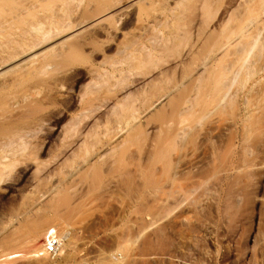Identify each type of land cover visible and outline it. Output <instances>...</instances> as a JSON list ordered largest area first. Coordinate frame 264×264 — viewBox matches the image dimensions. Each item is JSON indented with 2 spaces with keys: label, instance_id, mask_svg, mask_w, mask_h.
I'll list each match as a JSON object with an SVG mask.
<instances>
[{
  "label": "rangeland",
  "instance_id": "obj_1",
  "mask_svg": "<svg viewBox=\"0 0 264 264\" xmlns=\"http://www.w3.org/2000/svg\"><path fill=\"white\" fill-rule=\"evenodd\" d=\"M91 1H93V0H86V1L82 0L79 3L76 2L75 4H73L74 6H77V7H74L72 5L71 14H72L73 10H74L73 14L74 13L75 14L74 15L72 14V16L70 14V16H71L70 19L72 21L73 20L75 21V22L73 21L75 23V25L79 22V21L78 22L76 21L77 17L78 18L80 17L82 19V17H84V13L85 12L87 13V11L90 12V11L93 10V8L95 6L94 5L95 3L93 2L94 3L93 4ZM94 1H96V0H94ZM117 1L119 2V7H118V9H116V11H119V9H120V12H116L115 10L110 11V15H112V18H113V20L115 22L111 21V19H110L111 22H109V23H108V21H105V22L101 21V23H98V24L96 23L97 25H95V26L93 25L94 27L92 25H90L92 28L90 26H87L86 28H87L88 31H86V29H82V31L84 30L83 32L86 31L85 33H83L84 35L82 34L81 30L74 32V34H72V35H76L77 38L72 36L71 37L72 39L70 38V40L68 39L69 40L68 41L66 39L67 36L68 37L71 36V34H68V35H65L66 38H65V36H62V37H59L58 39L52 40L51 43L49 42L46 45H42L43 47L40 46V49L38 48V49H36V52L34 51L35 53L41 52L42 50H46V49H48L50 47H52V49H51V51L49 50L50 52L49 51L47 52V55L50 53L48 56L47 55H45V56L43 55L44 57L40 56V58H38L39 62H36L38 60H36L34 62V64H38L41 61L40 59L43 60L42 67L41 66L38 67L39 64L37 65V67H38L37 71L35 70V69H37V67L35 68V65H33L31 63V65L34 66V67H31V65L29 66V64L27 66L23 65L24 68L23 69L20 68V70L18 69V72H17V70H15L13 72L14 73L13 75L10 72H9V74H8V72L5 73V75H6L5 77L3 76L4 74L0 75V78H2V77H3V79L6 78L5 80H3V79H1L2 81L0 80V87L2 86L1 87L2 90L4 89L2 91L1 88H0V98H1L0 99V117H2V118H0V122L2 121L1 123H2L3 127L5 126V128H3V129L7 131V133H3L4 131H0V140L3 142V141H5L7 139L5 136H9L8 138H10V135L11 136L13 135V131L15 129H17V128H15V124H17L16 127H18V132L17 133H15L16 131L14 132V136H16L14 138H17V135H19L18 134L19 133V129L22 127L21 129L23 131V128L25 127L23 124L26 123V122L27 123L30 122L32 124V126L30 124L31 130H33V128H34L33 126H35L36 128H34V129L37 130V133H36V130H34L35 132L33 131L34 133H36V135H34V134L31 135L32 133L30 134V136H35V139L37 138L36 141H35L34 137H33V139L31 137L32 140L27 138V137H29L28 133L32 132L31 130L28 129L29 124L27 125V123L25 125H26V127L28 126L27 127V129H28V133L27 134L28 135L25 136L26 138L21 136L23 134V132H26V130H25L26 128H24V131L22 132V134L20 132L19 137L21 136V138H23V139L25 138L24 139L25 141L23 139L22 140L25 143H27V144H28L27 140L29 139L28 140L29 143H30L28 145L29 148H27V150H24V151H26V153L30 154L31 151L33 153V152H35V150L37 152L39 150V153H37V155H35L36 153H33V154H34V156H37L38 160L40 161V163L38 162V164H37L38 160L35 161V158L33 156L28 158V156L33 155L32 153L30 155L26 154L25 157H23L24 155L22 156L19 153L20 157L23 158V159L20 158L21 160H19V162H22V160H23L24 164H22V163H21L22 165H18L17 164V166H16L17 168L14 167L15 169L11 168V169H13V172H12L11 169H9L12 172V174L9 172V170H7L8 174L10 173L12 176H10V174H9L10 179L8 181L5 180V181H7V183L4 181L1 184V182H0V257L3 258L2 260H4L2 263L0 262V264H4L6 262H10L9 264H28V263H26L27 262L26 261L27 258H25V257L28 256L30 254V252L32 251L31 248L29 247V244H28L31 240H29V242H28V239H29L28 236H25V237H27V239L24 237V235H26V234H20L19 236H17V233L14 234L15 231L13 232V231H10V230L16 229V228H13V227H15V225L17 226V224H16L17 222L16 223L14 222L15 220L17 221V218H18V221L19 220L21 221V219L23 220V217L28 218L29 216L36 215L37 214V213H35L36 211L38 212V214H41L42 212L47 213V211L50 210V209H48V206H49V208L52 207L51 203H52V205L57 204L58 206L57 205L56 206L59 208L60 211L63 210V209L62 210L60 209V208H63V206H64V210L67 211V212H70L69 209L73 208V206L76 207L75 208L76 211H74L75 209L73 208L74 210L72 209L70 213L66 212L68 215H71L72 212L74 213L73 216H70V217L65 215V211L60 212L59 210H57V211L54 210V209H57V207L53 208L54 211L47 213V215L50 213V218H52L54 216V214H56L55 215L56 217L54 216L52 218V220L54 219L53 221H56L55 218H57V216H59V219H61L60 217L62 216V218L64 220L61 219V223H62V221H64V223H67L68 225L67 224L66 225L69 227V229H66V230L68 232H70V234L73 233L72 234L73 237L70 234H69V236L74 238L73 240H76L77 238L79 239V240L77 239L79 241L77 246H76V243L78 241L77 242L74 241L75 242L74 247H77V251L75 250L76 249L75 248L74 250L76 252L73 253V255L75 254L74 256H76L75 257L76 259L73 260L74 256L72 254H70L73 257V258L71 257L72 259L70 258L71 261L73 262V264L74 263L75 264L78 263L79 260H80L79 263L84 262V264L85 263L86 264H97L96 260L102 262L101 258H103V257L104 258L105 257H110L111 259H113L112 262H114V264H116V262H117V264H264V133H262V131L260 130V125L259 124H258L259 127H256L257 124H255L253 126L252 124H254V123H251V122H253L254 119H255V123H259V121H256V119H259L258 116L260 117L259 114H261V113H263V114H261L263 116V118L260 117V119L261 118L264 119V112H261V111H264V108H263V110L260 108V106H262L261 104L264 103V99H263L264 98L263 97L264 96V91L261 90L262 88H264V86H263L264 78L263 79L261 78L262 76H264V74H263L264 73V44H263V42H264L263 41L264 40V0H169V1H167V0L162 1L161 0L162 2L160 0H117ZM117 1H116V5L118 4ZM178 1H180V2H178ZM81 2H83V3H81ZM113 2H115V0L112 1V4L110 2V4L111 5L115 4ZM163 2H164L165 5H163ZM165 2H167V3H165ZM22 3L23 4L26 3L25 5H29L30 4V0H23ZM130 3H132L131 5H133V4H135V5L130 7ZM25 5H23V6H25ZM89 6H90V8H89ZM58 7H60V6H58ZM72 8H73V10H72ZM57 9H60V8H57ZM85 9H87V10H85ZM121 9H122L123 12H121ZM84 10H85V12H84ZM34 11H35V14H36L37 18H40L44 14V13H42L43 10L40 9L39 7H36L34 9ZM115 13L116 14L119 13V14H117V16H114L113 14H115ZM101 15H98V16H101ZM8 16L9 15H7L5 17L6 21L8 19L7 18ZM98 16H97V18H99ZM239 23H241V24H239ZM0 24H2V23H0ZM10 25H12V24H10ZM240 25H242V26H240ZM1 26H3V25H1ZM5 26L7 27L8 25L6 24ZM245 26H246V34H248V35H246L247 38L243 39L242 42L243 43H245V41L247 43H249V42L250 43H254L255 42L254 48L250 52V54H249V56H248V58L246 60L247 62H245L247 64L246 65H242L241 63H239V64H241L240 65L241 68H240V66H238L239 65L238 61L240 62L241 59H238V60L236 59V58H238L237 54L239 52H241L240 49L242 48V45L244 46V45L247 44V43L246 44H241V47H240L239 44L242 43V42H240L238 45H235L236 48L234 47V49L232 48V51H230L234 55H230L229 54L230 52H229L228 53L229 56H227V55L225 56V60L223 59L224 60L223 62H224L225 66L223 65V62H222V65H220L221 63H219L220 67L222 66L221 68L220 67L219 68L224 70V72H226V74H228L230 72V71H228V67L227 66L230 67L229 70L232 69L231 67H233L234 68V72L235 71L237 72V70L240 68V70H238V72H237V75L239 76V77L238 76L237 77L239 78V80L236 77L237 79H235V82L233 84L234 86H231V87H233V89H234V91L232 89V92L234 93L235 91H237V92H235V94L238 93L239 94L238 97L242 96L243 99L241 97H239V98L237 97L238 98L237 99L236 96H235L236 99L232 98V100H230L232 102H229L227 105H225L223 107L224 108L223 110L221 108V110H219V112H217L216 114H212L211 117L210 116L209 117L208 116L204 117L205 119L209 118L212 121L211 120H207L208 122L205 121V124H204V118L203 117L202 118L199 117L201 119V120H199L200 123L197 122V124H195L194 127H192V126H193L194 123H196L195 121L191 123L192 126H191V124H189L190 127L192 128L193 134L197 135V133L199 132L197 130V128L198 129L200 128V129H202L201 131H203L202 133H201V131L199 132V136L196 139H194V135L192 134L191 130H190L191 134L187 130L188 127H189V126L187 127V123L190 122V121H193V120H190V119H194L197 116L196 117H192V118H185L186 120H189V121H185V119L183 117H180L181 120L179 119V121H183L184 122V123L181 124L180 128L181 127L184 128V125L186 124L185 125L187 127L186 130L189 132L188 133L185 129L182 128L184 133L187 132V134L186 133L184 134V133L180 132V131H182L181 129L179 130V133L185 135V136H183L184 137V141H183V137L179 136V133L177 135L179 137V139L177 137H176V140H174L172 138L174 141L170 137H168L166 134L162 135L163 134L162 132H164V130H165L163 128L166 127V126H164V125L160 126V124H159L160 121H161L160 119H159L160 121L158 120V122H156V124H155L154 121L157 118L154 116V114L158 115L157 117L159 118L160 115L158 113H156L157 110H159V108L160 109L164 108V110L166 111L165 108H167L166 107L167 104H165V102L168 101V99H169V96H167V94L171 95L173 90H175L174 87L177 86L176 84H179V83L182 84L183 83L182 82V78H180V76L182 77L183 73L186 74V72L188 70L193 72V70H190V69L193 67V65L195 66L196 62H195V64H193V62H190L191 61L190 58L193 60L194 57L198 59V57L201 56L200 58H202L204 60L203 57L208 56L209 53L206 52L208 50L206 46L209 43L208 42L206 43V42H203V41L205 39H207L208 36H210L209 32L213 33V34H211V36H213L212 39H213V43H214L215 40L218 42V40H220L218 38H221V37L223 38L224 35H227V37H228L231 33L235 34V32H236V35H237L238 28H236V27L245 28ZM6 27H5V30H6ZM11 27H12V32L11 33L9 32L10 35H11L10 37H11V39H16L17 38L16 35H18V30L17 29H21V28L18 27V26H16V27L14 26L15 28H13V25ZM3 29H4V26H3ZM7 29H9V28H7ZM15 29H16L17 32L15 31ZM74 29H76V28H73V30ZM199 32L204 33V34H201V33L199 34ZM226 33H228V34H226ZM13 34L15 36H13ZM78 34H80V35H78ZM234 34H231V37ZM248 37H249V39H248ZM73 38H75V39H73ZM148 39H151V40L148 41ZM152 39H156L155 40L156 44L154 43L155 41L152 40ZM178 39H180V40L178 41ZM186 39L187 40L203 39L202 44L203 43L206 44V45H204L205 47L203 46L204 47L203 49L205 50V48H206V51L201 49L203 51V53H201V55L198 54V56L195 55L194 57H186V58H184V56L187 55L185 52H186V48L188 47V45L186 46L185 43L192 42V41H186ZM208 39H211V38H208ZM64 40H65V42H64ZM95 40H96V42H94ZM125 40H127V41H125ZM128 41H129V43H128ZM161 41H163V42L160 43ZM180 41L182 43H180ZM211 41H210V45L208 46V48L213 44ZM59 42L61 44H59ZM63 42L66 43V44H64ZM87 42H89L91 45L93 44L94 46L92 45L93 46L92 47ZM108 42H110V43H108ZM120 42L123 43V44L127 43L128 47L131 45V43L134 44V45H132V48L130 47V48L126 49L125 48L126 45L122 46ZM149 42L150 43L152 42V44L153 45L155 44V45L154 46L150 45ZM183 42H185V43H183ZM57 44H59V45H57ZM72 44L77 45L78 46L77 48L80 51ZM119 44H120V46H118ZM141 44L145 45L146 49H144L145 47L141 46ZM49 45H50V47H49ZM85 45H87V47ZM95 45L97 46V49H95L96 48ZM100 45H102V46H100ZM176 45H177V47H176ZM199 45L202 46L201 42L199 43ZM53 46H55V47H53ZM59 46L61 47V50H58V49H60ZM66 46L69 47V48L71 46H73V47H71V48H73L72 49L73 51L71 49L67 48ZM81 46L83 48H81ZM173 46L175 48H173ZM181 46H183V47H181ZM184 46H185V50H184ZM74 47H75V49H74ZM79 47L81 49H83V50L81 51V49ZM101 47H102V49H101ZM115 47H116V49L118 51L120 49H122V50L124 49V51H128V52H124V51L121 50L122 52H120V51L119 52H120V54H122V53L123 54L120 55L118 53V51H116ZM141 47H144V48L142 49ZM163 47L164 48L166 47L167 50H166V48L164 49ZM179 47H181V48L179 49ZM176 48L179 49V51ZM237 48H238L239 52L236 50ZM150 49H153V50H150ZM62 50H64V52L66 51V53H67V51L69 52V50H70L72 56L68 55V54H70V53H68L67 54L68 58L65 57V53ZM234 50L237 51V52H235ZM55 51L58 52V53L56 54ZM77 51H79L81 54L79 55V53ZM129 51H131L132 54ZM73 52L75 54H73ZM149 52L151 54H149ZM172 52L175 53V54H173L174 56H172ZM180 52H181V54H180ZM204 52H206V53L204 54ZM76 53H77V55H76ZM114 53H116V54L118 53L119 55L117 56ZM126 53L128 55L130 54L131 56L129 55L130 56L129 57ZM45 54H46V52H45ZM125 54H126V56H125ZM147 54L149 56L152 55L151 58L148 57ZM178 54H180L181 56L178 55ZM73 55H75V56H73ZM46 56H47V58H46ZM132 56H133V58H131ZM176 56L177 57L180 56V57H178V59H177ZM241 56L239 58H241ZM152 57H153V59H152ZM173 57H174V59L176 58L175 60L177 62L173 59ZM226 57H229L230 59L226 58ZM104 58H106L105 59L106 62L103 61ZM113 58L115 60V61H113L114 64L117 63V62L118 63L121 62V64H118V66H120V65L123 66V67L120 66L119 68L117 66L116 68H118L117 69L118 71L125 72L126 70L128 71L130 69L132 72L131 71H130V73L127 72L126 74L127 75L129 74L127 77H132V76L135 77V75H136V77H135L136 80H138V81L142 80V81H144V83L141 82V81H139L140 82L139 83L138 81L135 80V82L139 83L138 84L139 87H138L136 85L137 83H135L134 81H131V80L135 79V78L132 77V79L129 80V82L130 81L132 82V83L130 82L131 85L135 83L134 84L135 86L132 85V86L129 87L127 85V83L129 84V82L126 81L127 83H125V84L128 86L127 88H129L128 90H126L127 93H126V91L122 92V90H120L125 85L124 84L125 81L122 83V84H124L123 86H122V84L120 85V86H122L121 88L118 89L117 88L118 85H116L115 86V88H117V90H116L113 87L114 85L111 84V85H113L112 88L108 89V91H107L106 88L111 87V86H109L110 85L109 83L112 82V78H113L112 76H114V78H115V76L117 74L119 79H120V77L122 79V77L124 75V73L123 74L120 73L122 76L118 75L119 72L115 68H113L114 64H112V65L109 64L110 66H113V67H111L112 69H110V66L107 67L105 65V63H107V62L111 63ZM120 58L122 60H120ZM160 58H161L160 61L162 63L159 61ZM188 58H189V63L191 64V65L189 64L188 67L192 66L191 68L189 67L190 69L187 67V65L185 67V64L188 63V62H186V59L188 60ZM200 58L198 59V62L201 65V62H200L201 59ZM44 59H46V60H44ZM110 59H111V61H110ZM143 59L144 60L146 59L145 62H144L145 66H146V63H147L146 67L144 66V63L141 62V60H143ZM150 59H151V61H150ZM226 59L227 60L229 59L231 62H228ZM178 60H179L180 66H181V64H183L182 63L183 61L186 62V63L184 62L185 63L184 66L182 65L183 68L185 67L184 68L185 70H183L182 67H180V66H176V64H178ZM47 61H48V63H47ZM139 61H140V64H143L141 67H140ZM146 61H148V62H146ZM166 61H168V62H166ZM195 61H197V60L195 59ZM225 61H227L228 63L227 62L225 63ZM103 62H105V63H103ZM46 63L48 64V66L50 65V68L47 66ZM57 63L59 65H57ZM124 63L129 65L128 68H127V65H125ZM148 63H150V65ZM151 63H153V64L151 65ZM154 63L156 64L157 68L154 67L155 66ZM231 63L233 64V66H231L232 65ZM44 64L47 67L44 66ZM51 64L54 66L53 68L51 67L52 66ZM102 64H104L105 66L102 65ZM159 64H162V65H160L161 67L160 66L158 67ZM226 64H228V65H226ZM200 65L197 63L195 68L193 67L194 70L197 69L198 67L200 68ZM11 66L12 65H10V64L6 65L5 67H3L0 70V72L6 71V69H8ZM28 66L31 67V68H34L32 70L33 72H29L30 69H29ZM151 66H152V68H151ZM175 66L178 67V68L180 67V69L183 70V72H181V71L179 72L178 71L179 69H177V71L176 70L174 71L173 68ZM237 66H238V68H237V70H235ZM44 67L46 68L45 70L47 72L45 71L46 73L42 74L41 71L43 70V73H44ZM90 67H94V68L98 67L97 69H99V68L101 69L103 67L102 69H104L103 70L104 73H106L108 71V72H111L114 75H112L110 77L109 75H111V73L110 74L108 73L109 75L108 76L106 75L107 76V80H106V76H103V78H101L102 74H104L103 71H101L102 69L101 70L99 69V71L97 70L101 74V76L98 74L100 76V77H98L97 76V72H96V74L93 73L96 76H94L91 73ZM135 67L136 68L139 67L138 69H143V71L135 69ZM224 67H226L228 72L225 70ZM41 68H43V69L40 70ZM88 68H89V71H88ZM120 68H121V70H120ZM122 68H123V70H122ZM133 68L135 69L134 71H133ZM148 68L149 69L155 68V70L154 69L153 70H149ZM165 68H166V70H169V68H170L171 69L170 72H172V73L167 71L166 72L167 76L165 74H163L164 76L163 75L158 76L161 71L163 73H165L164 72ZM21 69L22 70L26 69V70L22 71ZM27 69H29L28 72H27ZM145 69L147 71H151L150 72L151 73L150 77H148L149 75L147 76V78L144 77L145 80H143V78H137V77H140L142 75V72H145L144 71ZM172 69H173V71L175 73L172 71ZM114 70H116V71H114ZM95 71H96V69H95ZM135 71H139V72H137V74H132V76H131V73H134ZM140 71H141V75H140ZM232 71H233V69H232ZM241 71L244 74H241L240 73ZM15 72H17V73H15ZM21 72H23V74L26 75V76H23V78H22L21 77L22 76ZM92 72H93V69H92ZM158 72H159V74H157ZM168 72L170 73V75H169ZM236 72H235V74H236ZM250 72H252V74L255 75V77L253 76V78H252L251 77L252 75H250L251 74ZM255 72H257L258 74H255ZM89 73H91L92 75L89 74ZM145 73L146 74H144V76L148 74L147 72H145ZM180 73H182V75ZM247 73H249V75ZM15 74H17V76H16L17 78L15 77ZM28 74H29V76H28ZM76 74H78V76ZM175 74H176V76L177 75L178 76L176 77ZM49 75H51V76H49ZM256 75H258V77ZM10 76H12V78H10ZM45 76H46V78H45ZM246 76L251 77V79H247L248 77H246ZM47 77H49V78H47ZM55 77H56V79H55ZM73 77H75V78H73ZM97 77L99 78V80H100V78L103 80V81H101V84H102V82H103V84H105L106 81H109L108 77L111 78L110 81L108 82L109 85L108 84H106V86L103 85L102 88L104 90H102V89L101 90L104 91V93L101 90H99L102 93L97 91L98 92L97 93L98 96H94V95H97V94H94V93L90 94L91 92L89 93L87 91L89 93V97H88V95L85 94V90L82 91V89H85L84 87L89 86L91 91H92L93 90V86L97 83L95 81V78L97 79ZM151 77L152 78L162 77V79L161 78L158 79V80H162V81L157 83L159 85L162 83L160 85V88H162V89H160V88L158 89L157 87H159V85H156V83L153 84L154 81L155 82H158V81H156L157 79L156 80L154 79V81L151 80L150 79ZM229 77H230V75H229ZM24 78H27V79L25 80ZM114 78H113V80H115ZM168 78H170V79H168ZM172 78H173V80H172ZM179 78L181 79V82H179L180 81ZM65 79H67L68 81L65 80ZM91 79H93V81H95L93 86H92V84H93L92 82H91V84H88V83H90ZM104 79L106 80L105 82H104ZM177 79H178L179 83L177 82ZM259 79H261V81ZM49 80H51V81H49ZM99 80H97V81H99ZM125 80H126V77H125ZM148 80H151L150 82L153 85H155V87L157 86L156 89L154 90V92L157 90V93H156L157 95H156V97L154 96L155 98L153 99V95H152L153 91L152 90L154 89V86L151 84L153 86V89L151 90V88H152V86H151L150 87L151 91L149 90V93L152 92V93H150L152 97L150 96L151 97L150 100H153L152 101L153 103H156L155 100H158V98L161 99V100H159L158 103H156L158 105L154 104L155 106L153 105L154 108L151 107V110L148 107L152 103L149 104V102H148L149 105H148V107L147 106L146 107L150 111L149 110L145 111V109H146L145 108L144 109L145 112H144V111H142L143 108H144L142 105L143 104H144V106L146 105V102L149 100L148 97H149L150 94L147 95L148 94L147 93L146 96H145V94L142 93L143 94V98H141V102H143V104L140 103V100L138 98H139V94H141V92H139V91H141L140 89L145 88V89L142 90V92H144V90H146V89L148 90V87L146 86V84L148 86L150 84V82ZM169 80H171V81H169ZM228 80H226V82ZM55 81H57V83ZM255 81H258L259 83L258 82L255 83ZM60 82H61V84H60ZM99 82L97 84H99ZM168 82L171 84V88H170V84ZM174 82H177V83H174ZM230 82L231 81L229 80V82H227V83L230 84ZM237 82H239L238 85L236 84ZM241 82L242 83L244 82V83L242 84ZM55 83H56V85H55ZM62 83H63V85H62ZM116 83H117V81L114 82V84H116ZM142 83L145 84V87H144V85H142ZM223 83H225V81H223L222 84ZM69 84H71V85H69ZM86 84H88V85H86ZM239 84L240 85L242 84V85L240 86ZM256 84H258V85H256ZM3 85H5V86H3ZM225 85H227V84L225 83L224 86ZM230 85H229V87H230ZM254 85L256 87L259 86V85H260V87L261 86L262 87H261V89L258 88V87H257L258 89H256L254 87ZM7 86H9V87H7ZM11 86H13V87H11ZM61 86H62V88H60ZM104 86H105V88H104ZM107 86H109V87H107ZM140 86H141V88H140ZM250 86H252L253 88H255L257 90L256 91L254 89V93L257 92V96H256V94H252L253 88L251 87V89H250L249 88ZM55 87L57 88V90H56ZM89 87H88V89H89ZM95 87L96 86H94V88ZM99 87H100V85H99ZM99 87H97V89L95 88L93 91L96 93V90H98ZM135 87L137 88L136 91L139 90L138 91V97L136 95H135V97H136V99H138L137 101L141 105L132 104V102L134 103L133 100L131 102V105L134 106V107H137L138 109H142L141 111L139 110L141 112V114H140L139 111H138L139 112V114H138L137 113L138 109L135 108L136 109V114H135L136 120H135V122L137 123V121L139 120V118L137 119V116L139 117V115H140L141 120H139L138 123L141 122L142 126L144 125V122H146V124H151V125H148V128H150L151 131H150V129H147V130L144 129L147 126L145 124V126L143 127L141 132L144 131V133H145L146 131L148 132V130H149L150 133L146 132V134H147V135L145 134L146 136L143 135L144 133H141L143 135V136L141 135L143 138L142 137L139 138L140 140L136 139V142H133L136 137L131 135L133 133H130L129 137H131V139H132V136H133V139H132L133 141L130 138H128V140H129L128 142L132 141L134 146L132 145V142H131V146L128 147V151L127 152L130 151L131 153L129 152V154L128 153L124 154L125 156H123V158L121 157L122 155L121 156L119 155L120 159H119V157L117 159L116 158L118 156L117 152L114 151L115 154L113 152H111L112 155L110 153H105V152L106 151L109 152L107 149L109 148V146H111V145L113 146L114 145V141H116V138H118V141H119V139L124 138L123 136H120V135L124 134L125 136H127L128 134L126 135V133H123V134L119 133L118 135L116 134V136H114L112 134V136L114 138L113 139L114 141H113L111 139V137H112L111 133L112 132H110L109 140H110V142L112 144L109 145L110 144L109 143L108 147H106L104 144L107 145V142H109V141L103 143V141L106 139V137H105L104 140H102V143H101V145L105 146L104 150H102L103 146L102 147L100 145L96 146L98 148L101 147L99 149V151L101 153L103 151L106 154V158L105 157L102 158V155L104 153L100 154V152L98 151L99 152L98 154L101 155V159H104V160H101L99 158V161H101V162H98V160L96 159L97 158V154H95L96 155L95 156L94 153L92 152L93 155L95 156V160L94 161H96V162H92L93 161V157H92V159H91V156H88V155H86V157H85V151H84L85 149L82 148V146L84 147V143H82L83 141L81 142V146H77V144L78 145L80 144L78 142L81 141L80 140L81 135L80 136H76V137H79V140H76L75 138H70V135H71V131L70 130H72V128L70 130H69L70 127H68V130L65 128V127H67L68 124H70V123H68L69 119L71 117L73 119L76 118L79 115L78 113H81L80 111L85 109L89 104H91V105H89V107L92 106L94 108V106H95L94 104H96L98 102L97 99H99V98H100L99 101H101V102H99L100 104H98V105H101L103 108L102 107H101L102 109L99 108L98 110H100L101 112L97 111L96 113L103 114L104 113L103 110H104V108L106 106L109 107V108H110V106L112 107L113 104H114L113 103L114 101H116L117 99L118 100L122 99L124 97L123 95H125V97L128 96V94H129L128 92H130V94H131V91H135L134 90ZM178 87H180V86H178ZM124 88H123V90H125ZM167 88H169V89H167ZM239 88H241L242 90L244 89L243 93H242V91L240 93V89ZM25 89H27V91H28V92H26L27 94L25 93ZM30 89L32 90V93H33L32 97H30L31 94H32ZM165 89H166V91H165ZM170 89H172V90H170ZM248 89H250V90H248ZM105 90L107 91V93L109 91H113L114 93L113 92H109L108 94H106ZM147 90L145 91V93L147 92ZM162 90H163L165 96L162 95V93H163ZM119 91H121L120 95L122 94L121 95L122 97L119 95V93H118ZM136 91L134 92V94L136 93ZM170 91H171L170 94L167 93V92H170ZM248 91H250L249 92L250 93L249 94L250 97H249L248 94H246V92H248ZM258 91H260L263 94V96H262V94H259L260 92L258 93ZM21 92H22V94H21ZM230 92H231V90H230ZM28 93L29 94L31 93V94L29 95ZM50 93H52V94H50ZM110 93H112V96L109 95ZM116 93H118V95L115 96ZM123 93H126V94H123ZM158 93H160L162 95V97H165V98H160L159 97L160 94L158 96ZM82 94H83L82 98H84L85 99L84 101L87 102V106L85 105V107L83 105L84 101L80 100V98H79V95L82 96ZM132 94H133V92H132ZM142 94H141L140 97H142ZM258 94H259V97L261 96L260 98L263 97L262 98L263 99V101H262L263 103L262 102L257 103V100L261 101L259 99V97H258ZM57 95H59V96L55 100ZM105 95L106 96L108 95L109 98L108 97L105 98ZM244 95H246V96L248 95L249 101L250 100H252V101L249 102L247 97H244ZM251 95H252L253 98H251ZM53 96H55V97H53ZM84 96H87L88 98L84 97ZM90 96L92 98H94V97L95 98L91 99ZM6 97H8L10 100L9 99L7 100ZM29 97H30V99H29ZM33 97H35V98L32 99V100H34L35 102H33L31 100V98H33ZM41 97H42V99L40 100ZM59 97H61L62 99H60ZM96 97H98V98H96ZM111 97H113L115 100H113ZM146 97L148 98V100H147ZM255 97H258V98H255ZM25 98L27 100H25ZM107 98H108V101H110V99H112L111 100L112 101V105L110 103L108 105H106L108 103L107 101H105V100H107ZM244 98H246L247 102H249V103L246 102L247 105L244 104V102L246 101V99H245V101H243ZM48 99H49L50 103H48L49 102ZM59 99L60 100H64V101H60ZM102 99H104L103 100V105L106 102L105 107L102 105ZM136 99H135V102H136ZM142 99L143 100L145 99V103H144V101ZM91 100L92 101L94 100L93 101V103H94L93 105H92V101ZM10 101H11V103H9ZM30 101L32 103H30ZM36 101H37V103H36ZM51 101L55 102L56 104L52 103ZM79 101H81V102H79ZM95 101H96V103H95ZM233 101H235V103ZM6 102L8 103V106L6 105L7 104ZM67 102L70 103V104H68ZM138 102H136V103L139 104ZM20 103H21V105H20ZM38 103L40 104V107H39ZM41 103H43V104H41ZM77 103H80L79 104L80 106H77L78 105ZM241 103L244 104L243 105L244 109L248 108L247 111L251 107H253V109H255L256 114L258 116L256 115V118H255V116H253V114L255 115V111H253L254 113H250V115H252L253 117L250 116L247 113L246 109L245 110L242 109V104ZM29 104H31V105L29 106ZM33 104H36V105L34 106ZM49 104H51L50 108H48ZM84 104H86V103H84ZM163 104L166 105V106H162ZM229 104H231L232 106L229 105ZM233 104H235L236 107ZM253 104H254V106H256L257 104H260V105H258V107L256 106V108H259L261 111L256 109L253 106ZM9 105L12 106L11 107L12 110L10 109ZM41 105H42V107H41ZM56 105L58 107H56ZM98 105L95 106V107L97 108ZM249 105H252V106L245 107V106H249ZM25 106H26V110H25V108L23 110L22 108L25 107ZM32 106H34L35 108L32 107ZM226 106H228L229 108L226 107ZM263 106H264V104H263ZM6 107L10 109L9 112H8ZM13 107H14V109H13ZM45 107H47V108H45ZM107 107H106L105 110L107 112H109L108 110H110V109L107 108ZM43 108L46 109V110L44 111ZM64 108H65V110H64ZM237 108L240 109V110L238 111ZM17 109H18V112H20V113H18L16 111V113H17L16 114L14 111L17 110ZM21 110H23V111L21 112ZM28 110H30V111H28ZM35 110L38 113L40 112V115ZM62 110H63V112H62ZM242 110H244V112ZM27 111H28V113H27ZM106 111H105L106 114L104 113L105 117H103L105 119H101L102 120L101 121V125L102 124H106L105 123L106 122V115L108 114ZM153 111H155V113ZM165 111H163V112H165ZM245 111H246L247 114L245 113ZM1 112H3V116H2ZM4 112H5V115H4ZM13 112H14L15 116L12 115ZM48 112H50L52 115L50 113H48ZM55 112H57V113L59 112L60 116L57 113H55ZM158 112L160 113V111H158ZM237 112L240 113V115H239L240 117L238 115H237V117H235ZM248 112H252V110H249ZM257 112H259V114ZM21 113H22V116L19 115ZM26 113H27V115H26ZM75 113H76V117H75ZM123 113L125 114L127 112H123ZM145 113H146V115H145ZM218 113H220V114H218ZM242 113H244V114H242ZM6 114H7V116H6ZM151 114H153V115H151ZM31 115H33V116H31ZM73 115H74V117H73ZM27 116H30V118L27 117ZM39 116L41 118L44 116L42 118L43 122H42V120L40 119ZM108 116H109V114L107 115L108 123L110 122L111 125H113V122H111V121L114 120V117L110 115V118H109ZM122 116H124V115H122ZM148 116L151 117L150 118L151 120H153L152 123L150 122V120H148L149 123H148V121H145L146 119H149ZM153 116H154V118L152 119ZM161 116L163 117L162 118V120H163L165 118L163 113L161 114ZM212 116L214 118H212ZM243 116L246 118L245 120H243L244 122L241 120ZM3 117L6 118V119H4ZM49 117L51 119H49ZM54 117H57V118L54 119ZM111 117L113 119H111ZM27 118H29V120ZM36 118L39 119V121H37ZM144 118H145V120L143 121L142 119H144ZM236 118L237 119L241 118L240 119L241 121L239 119L235 120ZM252 118H254V119L251 120ZM9 119H11V120L9 121ZM25 119H27V120H25ZM73 119H70V122H72L71 120H73ZM182 119H184V120H182ZM197 119H198V117H197ZM197 119H196V121H197ZM20 120H22V121H20ZM40 120H41L42 124L39 123ZM250 120H251V122H250ZM74 121H75V119H74ZM91 121L90 122L87 121V124L89 126H90V123L93 124V122H94V121L93 122H91ZM248 121L250 122V124L248 123ZM262 121H261V124H263ZM13 122H14V124H13ZM18 122H19V124H18ZM36 123H38V124H36ZM43 123L44 124H48V125H44ZM72 123H75V122H72ZM198 123L200 124V127H199ZM231 123H234V124H231ZM240 123L242 124V127L238 126V125L241 126ZM40 124L43 125L44 127L43 126L41 127ZM55 124H57V125H55ZM223 124H225V125H223ZM235 124H237V125H235ZM2 125H0V127H2ZM18 125H20V127ZM54 125H55V127H54ZM64 125H66V126L64 127ZM107 125H106L107 129H108L109 126L111 128V125H109V124H107ZM157 125L159 126V128L162 127L163 131L160 129V131L158 132L159 128H157L158 127ZM197 125H198V127H197ZM202 125H204V126H202ZM233 125L238 127V128L235 127L236 129L235 128L233 129V133L232 134L234 135V133L236 132L235 133L236 136L234 135V137H237V138H235V139L233 138V135L231 134L232 130L230 132H228L229 126L232 129L234 127ZM244 125H246V128H245ZM10 126H12L13 129L12 128L8 129V128H10ZM37 126H39V127L37 128ZM47 126H48V128H47ZM73 126H74V124H73ZM103 126H104V128H101L102 127L101 126L100 128L97 127V129H101L100 130L101 132H103V130H107V129H105V125H103ZM231 126H233V127H231ZM248 126L251 129L253 128V130L250 131ZM61 127L65 128V129L62 128L64 130V132L68 131L67 135H69V136H67L66 133H65L67 138H69V140H70L68 143L71 145V143H74L75 141H77V143L75 142L76 144H72V145L74 147H76V148L78 147L77 148V152H78V149L80 147H81V149L79 151H81L82 154H83V151H84V155L83 156L85 157L84 158L85 159L84 165H86V169H85V167H84V169H81V171H82L81 173H83V172L87 173V171L91 169L90 168V169L87 170V166L91 165L92 163H94L95 165L94 166H90L92 168L94 167V169L93 170L91 169V170L92 171H96L97 170V166L99 167V163H101L100 164L101 168L100 169L98 168L99 171L97 170L98 171L97 172L98 173L97 176L95 175L96 172H95V174H93L91 170H90L91 171V175H89L90 171H88L89 172L88 176L91 177L93 175L92 178L86 177L87 176L86 173H85L86 176H84L85 177L84 178L81 175V173H79L80 174L79 175L80 179H81V176L84 179L88 178V179H86L84 181H82L80 179H77V177H79L77 175L78 174L77 172H76L77 177H76V175L75 176L72 175V173L75 174V172H73V171L76 170V169H77V171L80 172V168H83L81 164H82V162H84V159L82 157L80 158V155H82V154H79V156L77 158V155H76L77 152L74 151V150H76V148H74L72 146L74 148V150H73V149H71L72 147L69 144L68 145L71 148L66 144L67 143V141H66L67 139L65 138V135H64ZM151 127H155V128L158 129L157 130V129L154 128L156 130V132H158V133L155 134V136L153 135L155 133V130H153V128H151ZM262 127H261V129H262ZM49 128H50V130H49ZM51 128H52V130H51ZM240 128H241V130H239ZM242 128H243L244 133H242L243 132ZM258 128H259V130L261 131L262 134L259 133L260 131H258ZM44 130H47V131H44ZM86 130H90V129L87 128V129L84 130V132ZM236 130L237 131L239 130V131L237 132ZM254 130H256V132ZM263 130H264V127H263ZM69 131H70V133H69ZM82 131H83V129H82ZM93 131H94V129H93ZM153 131H154V133H152ZM246 131L247 132L250 131L251 135H253L252 133H257V134H254L257 137H258V134H260L259 135L260 139L258 138L259 139V141H258L259 143L257 142L258 139L256 137L253 139L254 135L251 136L250 133L248 134ZM96 132H99V131L96 130ZM160 132H161V134H159ZM245 132H246V134H245ZM60 133L61 134L63 133L64 137H61L62 135ZM164 133H166V131ZM229 133L231 134L229 136H232V138L234 140H236V141L233 140L234 141V143H233L234 146H236L237 143L238 144L241 143L240 145L243 144V146L245 145V147H246V148L244 147L245 149H243V146L238 148V144H237V146L235 147V150H233L234 148L230 149V150L234 151V152L232 151L234 154L237 153L235 156L232 155L231 159H230L231 152H229L227 154V151H229L228 148H231L230 145L233 142L232 138H229V136H228ZM241 133L243 134V138H242V135H240ZM24 134L26 135V133H24ZM41 134L42 135L44 134V135L42 136ZM150 134L154 136V140L152 138L153 136H150ZM138 135L140 137V132H138ZM138 135H136V136H138ZM249 135L252 137L251 141L248 140L249 138L246 139L247 136H249ZM2 136H4V137H2ZM93 136L90 137V138H92V141H91V139H89V141H91V143L93 142V139L95 140V138H96V137L94 138ZM162 136H164L163 137L164 139H166L165 136H167V140H168V138H170L171 140H169V141H171V143L173 141V143L175 142L176 144L172 145L173 144L172 143L171 144L172 147H171L170 144H169L170 142L167 143L166 142L167 140L163 139L164 140L163 141L161 139L160 143L158 144L159 147H158V145H156V147L158 149L155 148L156 149L155 150L154 147H152L154 145V141H156L155 139L157 137L160 139ZM188 136L189 137L192 136L193 139H192V137H190L191 138L190 139ZM48 137H49V139H48ZM144 137H147V138H144ZM180 137L182 138V142H180L181 141ZM185 137H186V139H185ZM239 137H241L243 140L246 139L245 141L248 140L249 142H253L256 139V141H254V143L255 142H257V143H256L255 147L253 148V147H251V145L247 141L246 143H248V145H249V147H248L247 144L240 142L241 140L238 141ZM244 137H246V138H244ZM14 138L12 137L9 141H11L12 139L14 141ZM40 138H41L42 141L40 140ZM61 138H63L65 140V142H63V144H65V146L67 145V147H65V149L69 147L68 149H70V150L66 149V151L71 156H69V154H67V152L66 153L63 152V154L61 153L62 149H63V146H64L62 143H60ZM97 138H98V136H97ZM3 139H5V140H3ZM38 139L40 141H38ZM81 139H84V137H82ZM141 139H143V140L141 141ZM145 139L148 140V142ZM159 139H158L157 142H159ZM64 140H61V142L64 141ZM86 140L88 141V138H86ZM178 140H179V142H177ZM229 140H230V142L231 141L232 142L229 143ZM1 141H0V143L2 144L1 146H3L5 144V142L3 144ZM120 141L118 142L119 145H120L121 142H123V139H122L121 142ZM145 141H146V143H145ZM245 141H243V142H245ZM19 142H14L13 147H15L16 143H19ZM36 142H37V144L39 142V144L37 145ZM91 143L90 142L87 143V144H89L88 146H90ZM152 143H153V145H152ZM31 144H33V145L36 144V145H34V148L32 147L34 149V151L32 149H30L31 148ZM87 144H85V146ZM42 145H44V146H42ZM35 146L36 147L40 146L41 148L37 147L38 148V150H37L35 148ZM47 146H48V148H47ZM116 146L118 148V145H116ZM126 146L127 145H125L123 147V149H125ZM173 146L175 148H173ZM252 146H253V144H252ZM53 147L55 148V150H53ZM250 147L253 148V149H251V151H253L252 153L250 151ZM86 148H88V147L86 146ZM117 148H115V149H116V151L118 150V152H119L120 146H119L118 149ZM121 148H122V146H121ZM172 148H173V150H171ZM240 148L243 149V150L241 149L243 154L242 153H239V154L245 155L244 153H246L248 151L247 154L250 157L248 158L247 155H245L246 157L244 156L245 158L243 156H240L238 154ZM47 149H48V152H47ZM60 149H61V152H60ZM82 149H83V151H82ZM52 150L56 151V152H52ZM71 150H73L76 153V154L74 153L75 160H74V156H73V159H71V161H73V163H75L76 166L78 165L77 168H76L75 165L72 166V164H73L72 162H71V164L69 163L70 165L68 164V162H70L68 160L70 159V157L72 158V155H73V153L70 152ZM122 150H121V153H122ZM125 150H123V151H125ZM236 150H238V152H236ZM245 150H246V152H245ZM249 151H250V153H249ZM23 152H21V153L23 154ZM49 153H51V154H49ZM78 153H80V152H78ZM132 153H134V154H132ZM139 153H140V155H139ZM19 154L17 155L18 157H19ZM52 154L55 157H53ZM61 154L63 156L64 155L66 156V154H67L68 156H66V158L69 157V159L65 160L66 158L64 156L65 159L62 160L63 158L61 159V156H62ZM108 154H110L109 157H108ZM226 154L228 155V157H227L228 159L226 158V156H227ZM113 155H116V157L113 156ZM175 155H176V157H175ZM237 155H239L240 159H242L241 160L242 163H243L244 160L247 161L246 158H248V159H251V157H253V159L256 158L255 160H253V159L252 160L255 161V164H256L257 167L255 166L254 162L251 161V160L247 161V163L249 162L248 164L244 161V163H243L244 165L240 162L243 165V167H241V165L239 163L240 159H239V157ZM26 156H27L28 159L26 158ZM103 156H105V155H103ZM236 156H237V158L239 160H237V158L236 159L234 158ZM32 157L34 159H31ZM56 157H57V159H56ZM89 158H90L91 164L90 163H86V162H88L87 159L89 160ZM121 158H122V160H121ZM145 158H146V160H145ZM150 158H151V160H150ZM51 159H54V160H51ZM81 159L83 161H81ZM222 159H224L223 161L225 163L226 162L228 163L229 159H230L231 165H235L234 167L233 166H229L230 168L228 167L229 169H231V167H232V170H234V171L231 170L233 173L232 174L227 173V175L229 174V176H230V175L235 174L234 173V172H236L235 170L238 169L236 174L238 175V173L241 172L238 175L239 177L238 176L235 177L233 175L231 177L228 176L229 178H227V177L223 178L224 177L223 175H226L225 171H227V169L226 170H224V169L227 168V167L223 168V163L224 162L222 161ZM45 160H47V161H45ZM55 160H57V161H55ZM60 160H62L64 163H67V164H64L65 165L64 166L62 164L63 162L62 161L60 162ZM76 160L77 161L80 160V162H79L80 163V167H79V163L76 164V162H74ZM112 160H114V161H112ZM231 160L235 161V162L233 163V162H231ZM236 160H237V162L239 163L240 166L238 165ZM30 161H32V162L34 161V163H33L34 166H36V164H37L39 166V168L37 166L35 168L32 167L33 165H30V164H32V162H30ZM49 161H51V162H49ZM65 161H67V162H65ZM35 162H36V164H35ZM41 162L43 164L39 165V164H41ZM112 162H114V163H112ZM250 162L251 163L253 162L252 167L255 166L256 167V168L254 167L255 169L250 167V164H251ZM196 163H198V164H196ZM225 163H224V166L227 165V163L226 164ZM230 163H229V165H230ZM245 163H246V165H245ZM61 164L63 165V168H62ZM114 164H115V166L113 167ZM124 164L125 165L127 164V165L125 166ZM43 165L45 167H43ZM46 165H48V166H46ZM193 165H195V167ZM237 165L239 166V168L241 167L240 170L242 169V171H239V168H238ZM58 166L61 168V170L59 169L61 174H60V172L58 170H56V169L59 168ZM70 166H72V169L70 168ZM56 167H58V168H56ZM78 167H79V169H78ZM95 167H96V170H95ZM103 167H104V169H103ZM24 168H25V170L28 168L26 170L27 172L24 170ZM40 168H42V169H40ZM51 168H52V170H50ZM64 168H65L66 171H64ZM222 168H223V170H221ZM249 168H252V171ZM33 169L34 170L36 169L37 171H34ZM125 169H127V170H125ZM229 169H228L227 172L230 171ZM83 170H87V171H83ZM243 170H246V172H244ZM22 171H23V175H22ZM48 171L51 172V173H53V171H54V173L51 175V174H49ZM57 171H58L59 175L56 176L55 173H57ZM113 171H114V173H113ZM222 171H224L223 174H222ZM248 171H249V173L251 172L250 176H249ZM63 172H65V173H63ZM172 172H173L174 176L172 175ZM5 173H6V171H5ZM245 173H248V176L250 177V178H247L248 176H246L247 180L244 179L245 178ZM8 174L6 173V175H7V176L5 175L6 178L8 177ZM16 174H17V176H16ZM25 174H26V176H25ZM69 174H71V178L75 177L78 181L76 179H74V178H72L74 180H72L70 178V183H68L69 182L68 180H69V177H70ZM221 174H222V176H221ZM240 174L241 175L243 174V175L240 176ZM66 175H69V177L67 178ZM171 175H172V177H171ZM47 176L50 177V178H46ZM62 176H64V177H62ZM182 177H185V180L183 178L182 179L183 181H181V180L178 181ZM52 178H55V179L53 180ZM61 178L64 180V182H66L65 178H67V182L65 184H68V185H73L76 182V184H74V186L70 187V188H72L70 191H69L70 188H68V190H67L68 193L70 192L69 194H70V197H71V199L69 197V200L71 201V203H70L71 206H68L69 208L67 207V205L69 203L68 201H67V204H61L60 203L61 204L60 206L58 204L59 202H61V201H59L61 199H62V203L65 200H68L67 196H66L67 199L63 198V195L60 197V195L62 194L61 192L63 190H65V189H62L64 183H63V185L61 184V182H60ZM169 178L171 179V181L173 180V182L176 180V178H179V179H177L175 181L176 183L173 184V182H171ZM11 179H13V180H11ZM50 179H52V180H50ZM58 180H59V183L62 185L61 189L59 188L60 185L58 183ZM52 181H54V182H52ZM71 181H72L73 184L71 183ZM73 181H75V182H73ZM55 182H56L57 186L56 187L54 186V188H57L58 185H59L58 188H59V190H61V192L59 191L61 194L60 195L57 194V195H59L58 197L60 199L59 198L54 199V195H55L54 193H55L56 190L54 189L55 191H53L52 190L53 188H51V187L53 185H55ZM171 184L174 185L173 186V191H171V188H170ZM10 185H12V186H10ZM178 186L183 188V189H185V192L183 191V189L179 188ZM64 187H67V185L66 186L64 185ZM178 188L181 189L182 192L186 193V194H184L186 200L183 197L182 192L179 191ZM177 189H178L179 193H178ZM48 190H52L54 192V193H52L53 196L51 195L52 191H49L50 192V194H49ZM174 190L177 191L176 194H175ZM186 190L190 191V193L187 192ZM67 191H65V192L67 193ZM177 193L178 194L181 193L182 196L179 195V197H182L184 199L183 202H185V201L186 202L185 203H183V202L181 203V205H180L181 208L179 210L177 209L179 207L178 206L177 208L176 207L173 208V210H176V211H173V210H171L172 209L171 198H172V196L177 195ZM187 193H188V196L190 198L187 197ZM50 196L52 198H50ZM177 196H175V198L173 197V199H176V201L178 199H180L179 197L177 199ZM50 199L51 200L54 199V201L57 202V203H55L54 201L50 203V201H51ZM187 199H188V201H187ZM56 200H58V201H56ZM175 202H174V204H175ZM65 203H66V201H65ZM34 204H35V206H34ZM169 204L171 206V207H168V209L170 210V214L173 213L170 216L168 215L169 210L166 209V207ZM30 205H31V207H30ZM44 205H45V207H44ZM39 207H41V208H39ZM160 207H162V208L160 209ZM65 208H67V209H65ZM163 208H165L168 211L167 215H168L169 218H167V215L165 214L166 212H164L165 209H163ZM26 210H28V211H26ZM32 210H33V212H32ZM55 211L57 213L60 212L59 215L57 213H54ZM25 212H27L28 217H27L26 214L23 215ZM30 213H32V214L29 215ZM52 213H54V214L52 215ZM61 213L63 215H65V216L69 217L70 219L65 217V216H63ZM21 215H23L22 218H20ZM41 215H43V213ZM41 215L37 216V217H41L42 218ZM47 215L46 214L44 215V218H46V221H47V217H49V215L48 216ZM40 220L43 222V218L40 219ZM46 221L44 219V222L43 223L41 222L42 225H43L42 228L45 226L42 230H45L46 226L48 225V222H50V220H48L47 223H46ZM58 221L60 222V220H58ZM59 222L57 224L58 226H59ZM12 223H15V224H12ZM51 223H52V221H51ZM54 223L56 224V222H54ZM61 223H60V225H61ZM57 225L56 226H52V227L56 228L58 234H59V230L61 232L62 229L67 228V226H64V224H63L62 225L63 228H60V226H59L60 229L58 230ZM49 226L47 227V229H49ZM71 227H72V229L70 230ZM146 227H147V229H145ZM47 229L45 231H43V232L41 231V233L43 235L41 237V240H40L41 245H40V243L39 244H34L33 243V247H32V245H30L32 247V249L36 245H40V247L42 246L43 241H44V235H45V232L47 231ZM19 233H21V232H19ZM74 233H76V234L74 235ZM140 235H141V237H140ZM137 236L140 237V238H138ZM80 239H83L82 242L84 240L85 241L83 243H81ZM124 241H126V243H123V248L127 247V246L124 247L125 246L124 244H127V243L128 244L132 243V244H129L130 246L127 244L129 246V247H127L128 249L126 248L127 251H126V249H124V250L122 249L125 253L121 252L122 250L118 252V250L120 249L118 247V245L119 244L122 245L121 242H124ZM30 244H32V243H30ZM40 247H39V249H40ZM116 247H117V251H116ZM41 249H42V247H41ZM28 251H29V254L27 253ZM72 252H74V251L72 250L71 253ZM14 253L19 255V256L21 255V256L20 257L18 256L17 257L18 259L15 258V257L9 259V255H11V254L13 255ZM26 253H27V255H26ZM100 253L102 255L104 253H106L107 255L109 254V256H106V254H104L105 256L102 257V255L100 256ZM110 253H112V255ZM59 254L54 259H50V258H48L46 256H41V257L39 256L40 259H37V260L39 261V260H41V258L43 260V258H44V264H46L45 261H47V264H48V262H51L52 260L54 261V260L60 258L63 255L61 253V250H60ZM3 255H4V257H3ZM24 255H25V257H24ZM28 257L30 258V256H28ZM113 257L116 258V259H114ZM4 258H6V259H4ZM22 258L23 259L25 258L24 259L25 260L24 263H23ZM81 258H82V260H81ZM104 258H103V260H104ZM34 259H36V258H34ZM34 259H32L33 261L32 260L31 261L32 262L35 261V263L38 264V261L34 260ZM106 260H107V258H105L104 262H107V264H109V262L106 261ZM14 261H16V262H14ZM71 261H70V263L72 264ZM88 261H89V263H88ZM104 262H102V264ZM35 263H30V261H29V264H35ZM41 263L43 264V262H41Z\"/></svg>",
  "mask_w": 264,
  "mask_h": 264
},
{
  "label": "bare ground",
  "instance_id": "obj_2",
  "mask_svg": "<svg viewBox=\"0 0 264 264\" xmlns=\"http://www.w3.org/2000/svg\"><path fill=\"white\" fill-rule=\"evenodd\" d=\"M22 1H23V0H22ZM22 1H21V0H0V23H2V24H0V37L2 38V39L0 38V70H1L3 67H5L6 65H8V64L12 65V66L9 67L8 69H6V71L0 72V75L4 74V75H3L4 77L6 76L5 73H7V72H8V74H9V72H10V73L13 75V74H14L13 72H14L15 70H17V72H18V69H19V70H20V68L23 69V68H24L23 65H26V66H27V65L29 64V66H30L31 63H32L33 65H35V68L37 67L38 64H39L38 67H40V66L42 67V65H43V64H42V63H43V60H42V59H40L42 62L40 61V63H38V64H34V62H35L36 60H38V58H40V56L44 57L45 55H47V52H48L49 50L51 51L52 47H50V45H49L50 48H48V49H46V50H42L41 52H38V53H35V52H36V49H38V48L40 49V46L43 47L42 45H46V44L49 43V42L51 43L52 40L58 39L59 37H62V36L68 35V34H71V36H69V37L67 36V38H66V36H65V38H66L67 40H68V39L70 40V38H71L72 36H73V37H76V35H72V34H74V32L81 30V32H82V34H83V33H85L86 31H88L87 28H86L87 26H90V25H92V26L94 25V26H95V25H97L98 23H101V21H103V22L108 21V23L111 22V21H114L113 18H112V15H110V11H113V10L116 11V9H118V7H119V2H118L117 0H115V2H113V3H115V4H113V5H111V4H112V1H114V0H111V1H110V0H96V1L93 0V1H91L92 3H93V2L95 3V4L93 3V4L95 5L94 8H93V10L91 9L92 11H90V12L87 11V13H86L85 10H87V9H85L84 12H85L86 14L84 13V17H82V19H81L80 17H79L80 19L77 17L76 21H77V22L79 21V22H78V23L76 22L77 24L75 25V23H74L75 21L73 20V21H74V22H73V21L70 19L71 16H72V14H73V12H74L73 8H74V7H77V6H74L73 4H75L76 2L79 3V2L82 1V0H30V4H29V5H25L26 3L23 4ZM85 1H86V0H85ZM116 1L118 2V4H117L118 6L116 5ZM160 1H161V0H160ZM162 1H165V0H162ZM162 1H161V2H162ZM167 1H169V0H167ZM87 2H88V1H87ZM87 2H86V3H87ZM110 2H111V4H110ZM178 2H180V1H178ZM27 3H28V2H27ZM81 3H83V2H81ZM134 3H135V2H134ZM165 3H167V2H165ZM22 4L25 5V6H23ZM131 4H132V3H130V7L135 5V4H133V5H131ZM176 4H177V3H176ZM72 5H73L74 7L72 8L73 11H72V14H71V7H72ZM79 5H80V4H79ZM163 5H165L164 2H163ZM166 5H167V4H166ZM58 6H60V7H58ZM91 6H92V5H91ZM116 6H117V7H116ZM2 7H3V8H2ZM36 7H39L40 9L43 10L42 13H44V14H43L40 18H37V17H36V14H35V11H34V9H35ZM80 7H81V6H80ZM127 7H128V6H127ZM127 7H126V8H127ZM57 8H60V9H57ZM89 8H90V6H89ZM74 9H75V8H74ZM80 9H81V8H80ZM123 9H124V8H123ZM37 10H38V9H37ZM116 12H120V9H119V11H116ZM121 12H123L122 9H121ZM42 13H41V14H42ZM108 13H109V14H108ZM113 13H114V12H113ZM37 14H38V13H37ZM70 14H71V16H70ZM74 14H75V13H74ZM74 14H73V15H74ZM101 14H102V15H101ZM115 14H116V13H115ZM115 14H113V15H114V16H117V14H119V13H117L116 15H115ZM7 15H9L10 17L8 16V17H7L8 19H7V21H6V18H5V17H6ZM79 15H80V14H79ZM98 15H101V16H98ZM75 16H76V15H75ZM82 16H83V15H82ZM97 16H98L99 18H97ZM114 16H113V17H114ZM4 18H5V19H4ZM73 18H74V17H73ZM73 18H72V19H73ZM115 18H116V17H115ZM78 19H79V20H78ZM110 19H111V21H110ZM114 22H115V21H114ZM116 22H117V21H116ZM73 23H74V24H73ZM96 23H97V24H96ZM6 24H7L9 27H8V26L6 27V26H5ZM10 24L13 25V28H15L16 26H18V27L21 28V29H17V30H18V35H16V36H17V38L15 37L16 39H11V37H10V36H11L10 33L12 32V27H11L12 25H10ZM239 24H241V23H239ZM1 25L4 26V29H3V26H1ZM74 25H75V26H74ZM110 25H111V24H110ZM14 26H15V27H14ZM94 26H93V27H94ZM240 26H242V25H240ZM5 27H6V30H5ZM10 27H11V28H10ZM18 27H17V28H18ZM90 27H91V26H90ZM90 27H89V28H90ZM243 27H244V26H243ZM243 27H242V28H241V27H240V28H239V27H236V28H238V33H237V35H236V32H235V34H234V33H231V34H234V35H232V37H231V34H230L228 37H227V35H224L223 38L221 37L222 39H221V38H218V39H220V40H218V42L215 40V42L213 43V39H212L213 36H211V34H213V33H210V32H209L210 36H208L207 39H205V38H206V37H205V38H204V39H205L204 41H203V39H191V40H187V39H186V41H192V42H188V43L183 42V43L186 44V46L188 45V47L186 48V52L184 51L188 56H187V55H185V56L183 55L184 58H186V57H194L195 55L198 56V54L201 55V53H203L202 50H204L203 48L205 47L204 45H206L205 43L202 44V41H203V42H206V43H207V42L209 43V44H207V46H206L208 50L206 51V48H205L204 51L208 52L210 55L208 54V56H206V57H203V56H202V57L204 58V60H203L202 58H200L201 56L198 57V59H199V58L201 59V61L199 60V61L201 62V65H200V63L198 62V59H197V58L194 57L193 60L190 58V60H191L190 62H193V64H195V62H196L195 66L197 65V63L200 65V68L198 67V68L195 69V70H194V68H195L194 65H193L194 68H193L192 66H189L190 68L192 67L191 69L188 67V65L190 64V63H189V58H188V60L186 59V62H188V63L185 64L186 62L183 61V62H182L183 64H181V66H180V64H179V60H178V64H176V66H180V67H182L183 70H185L184 68H185L186 65H187V67H188L190 70H193V72L188 70L189 72L187 71L186 74L183 73V75H182V73H180V74L182 75V77L180 76V78H182V82H183V83H182V84L179 83V82H181V79H180V78H179V79H180L179 82H178V79H177V82H178L179 84H176V85H177L176 87L173 86L175 90H173L172 93H171V91H170V92H167V93H169V94L171 93V95H168V94H167V96H169L168 101H166L167 103L165 102V104H167V106L164 105V104L162 105V106H166V107H167V108H165L166 111L164 110V108H162L163 110L160 109V108H159V110H157L158 108L156 109V110H157L156 113H158L160 116H159V118H158V117H157L158 115H155V114H154V116L157 118V119L155 118V119L157 120V121H156V120L154 121L155 124H156V122H158V120L160 119V120L162 121V122H161V121L159 120V121H160V123H159L160 126H163V125L166 126V127L163 128V129H165L164 132L166 131V133L162 132V133H163L162 135L166 134L168 137H170L171 139L173 138L174 140H176V137L179 139V137H178L177 135H178L180 129L182 130V131H180V132H181V133H184L183 129L186 130V128L189 126L187 130H188L189 132H190V130H191V132H192V128L190 127L189 124H191L192 122L195 121L196 123H194L193 126H192V124H191V126L194 127V125L197 124V122L200 123V121H199V120H201L200 118H202V117L204 118V117H207V116H208V117H209V116L211 117L212 114H216L217 112H219V110H221V108H222V110H223V109H224L223 107H224L225 105H227L229 102H232V101H230V100H232V98H233V99H236V98L238 97L239 94H238V93L235 94V92H237V91H235V92L233 93V92H232L233 87H231V86H234L233 84H234V82H235V79H237V78L239 77V76L237 75V72H238V70H240V68H241L240 65H241V64H242V65H246V64H247V63H245V62H247L246 60H247V58H248L250 52H251L252 49L254 48V44H255V42H254V43H250L249 41H248L249 43H247L245 40H244L245 43L242 42L243 39H246V38H247L246 35H248V34H246V26H245V28H243ZM7 28H9V29H7ZM73 28H76V29L73 30ZM91 28H92V27H91ZM82 29H86V31L83 32L84 30L82 31ZM10 30H11V31H10ZM234 30H235V29H234ZM15 31H16V29H15ZM227 31H228V30H227ZM229 31H230V30H229ZM9 32H10V33H9ZM16 32H17V31H16ZM81 32H80V33H81ZM225 32H226V31H225ZM200 33H201V32H199V34H200ZM222 33H223V32H222ZM14 34H15V33H14ZM14 34H13V36H15ZM82 34H81V35H82ZM201 34H204V33H201ZM209 34H208V35H209ZM226 34H228V33H226ZM78 35H80V34H78ZM83 35H84V34H83ZM235 35H236V36H235ZM79 37H80V36H79ZM12 38H13V37H12ZM76 38H77V37H76ZM208 38H211V39H208ZM71 39H72V38H71ZM73 39H75V38H73ZM80 39H81V38H80ZM248 39H249V37H248ZM250 39H251V38H250ZM252 39H253V38H252ZM256 39H257V38H256ZM60 40H61V39H60ZM69 40H68V41H69ZM82 40H83V39H82ZM91 40H92V39H91ZM108 40H109V39H108ZM110 40H111V39H110ZM146 40H147V39H146ZM146 40H145V41H146ZM149 40H151V39H148V41H149ZM152 40L155 41L156 39H152ZM179 40H180V39H178V41H179ZM211 40H212V41H211ZM71 41H72V40H71ZM88 41H89V40H88ZM97 41H98V40H97ZM102 41H103V40H102ZM112 41H113V40H112ZM125 41H127V40H125ZM157 41H158V40H157ZM183 41H184V40H183ZM210 41H211L213 44L211 43L212 45L208 48V46L210 45ZM263 41H264V40H263ZM64 42H65V40H64ZM64 42H63V43H64ZM66 42H67V41H66ZM73 42H74V41H73ZM82 42H83V41H82ZM94 42H96V40H95ZM100 42H101V41H100ZM103 42H104V41H103ZM122 42H123V41H122ZM131 42H132V41H131ZM162 42H163V41H161L160 43H162ZM200 42H201V45H202V46L199 45ZM240 42H242V43H240ZM67 43H68V42H67ZM87 43H89V42H87ZM108 43H110V42H108ZM120 43H121V42H120ZM123 43H124V42H123ZM123 43H121L122 46H124V45L127 46V43H126V44H123ZM128 43H129V41H128ZM133 43H134V42H133ZM149 43H150V42H149ZM154 43L156 44V41H155ZM175 43H176V42H175ZM180 43H182V42L180 41ZM180 43H179V44H180ZM239 43H240V44H239ZM246 43H247V44H246ZM55 44H56V43H55ZM55 44H54V45H55ZM59 44H61V43L59 42ZM59 44H57V45H59ZM64 44H66V43H64ZM89 44H90V43H89ZM89 44H88V45H89ZM103 44H104V43H103ZM103 44H102V45H103ZM155 44H154V45H155ZM238 44L240 45V47H241V44H246V45H244V46L242 45V48L240 49L241 52L238 51V48H239V47L236 49V50L239 52V53L237 54L238 58H236V59H237V60H238V59H241L240 62L238 61V64L241 63V64L238 65V66H240V68L237 70L238 66L236 67L235 70H237V72L235 71V72H236V74H235V72H234V68L231 67V68L233 69V71H232V69L229 70L230 67L227 66V67H228V71H230V72H229L228 74H226V72H224V70L220 69V68L222 67V66L220 67V65H222V62L225 60V56H226V55L229 56L228 53H229L230 51H232V48L234 49L235 45H238ZM250 44H251V45H250ZM263 44H264V42H263ZM72 45H74V44H72ZM90 45H91V44H90ZM92 45H93V44H92ZM92 45H91V46H92ZM102 45H100V46H102ZM129 45H130V44H129ZM132 45H134V44L131 43V45H130L129 47H128V46H127V47L125 46V48H126V49H127V48H130V47L132 48ZM150 45H153L152 42L150 43ZM154 45H153V46H154ZM164 45H165V44H164ZM177 45H178V44H177ZM177 45H176V47H177ZM182 45H183V44H182ZM198 45H199L200 47H199ZM249 45H250L251 47H250ZM74 46H75L76 48L78 47L77 45H74ZM82 46H83V45H82ZM82 46H81V48H83ZM85 46L87 47V45H85ZM85 46H84V47H85ZM93 46H94V45H93ZM93 46H92V47H93ZM100 46H99V47H100ZM103 46H104V45H103ZM118 46H120V44H119ZM141 46H144V47H145V48H144V47H141L142 49H143V48L146 49V46H145V45H142V44H141ZM165 46H166V45H165ZM203 46H204V47H203ZM53 47H55V46H53ZM59 47H60V46H59ZM66 47H67V46H66ZM71 47H73V46H71ZM71 47H70V48L67 47V48H69V49L72 50L73 48H71ZM75 47H74V49H75ZM95 47H96L95 49H97V46H96V45H95ZM166 47H167V46H166ZM166 47H165V48H166ZM181 47H183V46H181ZM181 47H179V49H180ZM249 47H250V48H249ZM79 48H80V47H79ZM81 48H80V49H81ZM117 48H118V47H117ZM123 48H124V47H123ZM163 48H164V47H163ZM165 48H164V49H165ZM173 48H175V47L173 46ZM211 48H212V49H211ZM235 48H236V47H235ZM63 49H64V48H63ZM77 49H78V48H77ZM101 49H102V47H101ZM115 49H116V47H115ZM126 49H125V50H126ZM176 49H177V48H176ZM179 49H177V50L179 51ZM201 49H202V50H201ZM58 50H61V47H60V49H58ZM78 50H79V49H78ZM82 50H83V49H81V51H82ZM99 50H100V49H99ZM121 50H122V49H120L119 51H120V52L124 51V49H123L122 51H121ZM132 50H133V49H132ZM150 50H153V49H150ZM166 50H167V48H166ZM184 50H185V46H184ZM34 51H35V52H34ZM50 51H49V52H50ZM53 51H54V50H53ZM53 51H52V52H53ZM62 51L64 52V50H62ZM72 51H73V50H72ZM79 51H80V50H79ZM79 51H77V52H78L79 55H80L81 53H80ZM101 51H102V50H101ZM116 51H118V50L116 49ZM116 51H115V52H116ZM119 51H118V53L120 54ZM234 51H235V50H234ZM237 51H235V52H237ZM45 52H46V54H45ZM52 52H51V53H52ZM55 52H56V51H55ZM59 52H60V51H59ZM74 52H75V51H74ZM74 52H73V54H75ZM124 52H128V51H124ZM129 52L131 53V51H129ZM175 52H176V51H175ZM206 52H204V54H205ZM57 53H58V52H56V54H57ZM60 53H61V52H60ZM64 53H65V57H67L68 55H71V51H70V50H69V52L67 51V53H66V51H65ZM68 53H70V54H68ZM118 53H117V54L114 53V54H116V55L118 56V55H119ZM176 53H177V52H176ZM178 53H179V52H178ZM233 53H234V52H233ZM49 54H50V53H49ZM49 54H48V55H49ZM61 54H62V53H61ZM61 54H60V55H61ZM67 54H68V55H67ZM122 54H123V53H122ZM122 54H120V55H122ZM126 54H127V53H126ZM126 54H125V56H126ZM131 54H132V53H131ZM149 54H151V53L149 52ZM173 54H175V53L172 52V56H174ZM180 54H181V52H180ZM180 54H178V55H180ZM229 54H230V55H234V54H232L231 52H230ZM43 55H44V56H43ZM48 55H47V56H48ZM76 55H77V53H76ZM116 55H115V56H116ZM127 55H128V54H127ZM129 55H130V54H129ZM129 55H128V56H129ZM241 55H242V56H241ZM47 56H46V58H47ZM63 56H64V55H63ZM71 56H72V55H71ZM73 56H75V55H73ZM130 56H131V55H130ZM130 56H129V57H130ZM147 56L151 58L152 55L149 56V55L147 54ZM180 56H181V55H180ZM180 56H178V57H180ZM183 56H182V57H183ZM240 56H241V58H239ZM54 57H55V56H54ZM176 57H177V56H176ZM178 57H177V59H178ZM59 58H60V57H59ZM67 58H68V57H67ZM71 58H72V57H71ZM131 58H133V56H132ZM226 58H229V57H226ZM52 59H53V58H52ZM105 59H106V58H104L103 61L106 62ZM124 59H125V58H124ZM126 59H127V58H126ZM129 59H130V58H129ZM147 59H148V58H147ZM152 59H153V57H152ZM157 59H158V58H157ZM173 59H174V57H173ZM175 59H176V58H175ZM175 59H174V60H175ZM179 59H180V58H179ZM182 59H183V58H182ZM195 59H196L197 61H195ZM223 59H224V60H223ZM229 59H230V58H229ZM229 59H228V60L226 59V60H227L228 62H231ZM44 60H46V59H44ZM71 60H72V59H71ZM108 60H109V59H108ZM108 60H107V61H108ZM120 60H122V59L120 58ZM143 60H144V59H143ZM143 60H141V62L144 63L146 59H145L144 61H143ZM160 60H161V58L159 59V61H160ZM48 61H49V60H48ZM48 61H47V63H48ZM50 61H51V60H50ZM53 61H54V60H53ZM56 61H57V60H56ZM58 61H59V60H58ZM110 61H111V59H110ZM110 61H109V62H110ZM113 61H115L114 58L112 59V62H113ZM117 61H118V60H117ZM150 61H151V59H150ZM159 61H158V62H159ZM175 61H176V60H175ZM181 61H182V60H181ZM220 61H221V62H220ZM227 61H225V63H226ZM36 62H39V60L36 61ZM44 62H45V61H44ZM61 62H62V61H61ZM105 62H103V63H105ZM112 62H111V63H108V62H107V63H105V65H106L107 67H109V66H110L109 64H111V65L114 64V62H113V63H112ZM122 62H123V61H122ZM124 62H125V61H124ZM146 62H148V61H146ZM154 62H155V61H154ZM160 62H161V61H160ZM166 62H168V61H166ZM173 62H174V61H173ZM176 62H177V61H176ZM184 62H185V63H184ZM228 62H227V63H228ZM47 63H46V64H47ZM161 63H162V62H161ZM219 63H221V64L219 65ZM232 63H233V62H232ZM232 63H231V64H232ZM40 64H41V65H40ZM49 64H50V63H49ZM97 64H98V63H97ZM115 64H116V65H115ZM115 64H114V67H113V66H110V69H112L111 67H113V68H115V69L117 70L120 66L123 67L122 65L118 66V64H121V62H120V63L117 62V63H115ZM124 64H125V63H124ZM124 64H123V65H124ZM139 64H140V61H139ZM148 64L150 65V63H148ZM152 64H153V63H151V65H152ZM154 64H155V63H154ZM184 64H185V67L183 68ZM51 65H52V64H51ZM57 65H59V64L57 63ZM57 65H56V66H57ZM60 65H61V64H60ZM102 65H104V64H102ZM105 65H104V66H105ZM125 65H127V64H125ZM142 65H143V64H140V67H141ZM149 65H148V66H149ZM160 65H162V64H159L158 67H159ZM182 65H183V66H182ZM190 65H191V64H190ZM223 65H224V62H223ZM226 65H228V64H226ZM29 66H28V67H29ZM44 66H46V65L44 64ZM47 66H48V64H47ZM47 66H46V67H47ZM117 66H118V68H116ZM128 66H129V65H127V68H128ZM144 66H145V63H144ZM146 66H147V63H146ZM146 66H145V67H146ZM176 66H175V67H176ZM224 66H225V65H224ZM231 66H233V64H232ZM28 67H27V68H28ZM31 67H34V66L31 65ZM31 67H29L30 70L27 69V72H28V70H29V72H33L32 70H33L34 68H31ZM38 67H37V69H35L36 71L38 70ZM48 67L50 68V65H49ZM51 67L53 68L54 66L52 65ZM60 67H61V66H60ZM154 67H156V64H155ZM160 67H161V66H160ZM175 67L173 68L174 71H175V70L177 71V69H179V70H178L179 72H180V71L183 72V70H181L180 67H179V68H178V67L175 68ZM219 67H220V68H219ZM49 68H48V69H49ZM97 68H98V67H95V68H94V67H90V69H91V73H92V74H93V73L96 74V72H97V76L100 77L101 74L98 72L100 68H99V69H97ZM102 68H103V67H102ZM102 68H101V69H102ZM130 68H131V67H130ZM138 68H139V67H137V68L135 67V69H138ZM151 68H152V66H151ZM156 68H157V67H156ZM224 68H225V70L227 71L226 67H224ZM245 68H246V67H245ZM22 69H21V70H22ZM42 69H43V68H41L40 70H42ZM45 69H46V68L44 67V73H43V70L41 71L42 74H45V73L47 72ZM48 69H47V70H48ZM92 69H93V72H92ZM95 69H96V71H95ZM101 69H100V70H101ZM131 69H132V68H131ZM135 69L133 68V71H134ZM146 69H147V68H146ZM146 69H145L144 71L147 72L148 74L145 75V76H144V74H146L145 72H142V75H141V71H143V69H138V70H141V71H140V75H141L142 77L140 76V77H137V78H143V80H145V78H147L148 75H149L148 77H150V75H151L150 72H151V71H147ZM148 69H149V68H148ZM153 69L155 70V68H153ZM153 69H149V70H153ZM159 69H160V68H159ZM161 69H162V68H161ZM167 69H168V68H167ZM173 69H172V71H173ZM243 69H244V68H243ZM258 69H259V68H258ZM261 69H262V68H261ZM12 70H13V71H12ZM25 70H26V69H25ZM25 70H22V71H25ZM35 70H34V71H35ZM97 70H98V71H97ZM103 70H104V69H102L101 71H103ZM116 70H114V71H116ZM120 70H121V68H120ZM122 70H123V68H122ZM11 71H12V72H11ZM45 71H46V72H45ZM48 71H49V70H48ZM51 71H52V70H51ZM88 71H89V68H88ZM94 71H95V72H94ZM105 71H106V70H105ZM114 71H113V72H114ZM117 71H118V70H117ZM130 71H131V70L129 69L128 71L126 70L125 72H121V71H118L119 73L117 72L119 76H122L120 73H122V74L124 73L123 77L125 76V77H126V80H125V77H124V78L122 77V79H121V77H120V79H119V77L117 76L116 73H115L116 76H115V78H114V76H112V75H114V74H112L111 72H108V71H107L106 73H104V71H103V73H104L105 75L102 74L101 78H103V76H106V75L108 76V75L111 73V75H109V76H110V77L112 76L115 80H113V78H112V82L109 83V84H110V85H109L108 82L110 81L111 78L108 77L109 81H106V80H107V76H106V80L104 79V82L106 81V83L103 84V82H102V84H101V81H103V80H102L101 78H100V80H99V78L97 77V79L95 78V81H96L97 83L100 81L99 84L96 83L97 85H96V84L94 85V82H95V81H93V79H91V80H90V83H88V84H91V82H92V83H93L92 86H93V85L96 86V87H95L96 89H97V87H99V85H100L101 88L99 87V89L96 90V93L93 91V90L95 89L94 86H93V90H92V91H91V89H90L89 86L84 87L85 89H82V91L85 90V94H87L88 97H89V93H90V92H91L90 94H92V93L97 94L98 92H101L102 90H104V89L102 88V86H103V85L106 86V84H108L109 86H111V87L107 86V87H109V88H106L107 91H108V89H111L113 85H114V86H113L114 88H115L116 85H118L117 88L119 89V88H121L125 83L129 82V80H131L132 77H133V78L136 77V75H135V77H134V76H132V74H137V72H139V71H135L136 73H135V72H134V73H131V76H132V77H127L129 74L127 75L126 73H127V72L130 73ZM157 71H158V70H157ZM167 71L170 72L171 69L169 68V70H166V68H165V71H164L165 73H163V72L161 71L160 74H159V72H158L157 74H159L158 76H161V75H163V74L166 75V72H167ZM174 71H173V72H174ZM228 71H227V72H228ZM253 71H254V70H253ZM261 71H262V70H261ZM17 72H15V73H17ZM38 72H39V71H38ZM41 72H40V73H41ZM56 72H57V71H56ZM131 72H132V71H131ZM169 72H168V73H169ZM231 72H232V73H231ZM257 72H258V71H257ZM257 72H255V74H258ZM24 73H25V72H24ZM52 73H53V72H52ZM74 73H75V72H74ZM91 73H89V74H91ZM101 73H102V72H101ZM108 73H109V74H108ZM170 73H172V72H170ZM170 73H169V75H170ZM174 73H175V72H174ZM176 73H177V72H176ZM230 73H231V74H230ZM240 73H241V74H244L242 71H241ZM240 73H239V74H240ZM250 73H251L250 75H252V76H251L252 78H253V76L255 77V75H253L252 72H250ZM259 73H260V72H259ZM8 74H7V75H8ZM11 74H10V75H11ZM18 74H19V73H18ZM21 74H22V76H21L22 78H23V76H26V75L23 74V72H21ZM26 74H27V73H26ZM48 74H49V73H48ZM53 74H54V73H53ZM92 74H91V75H92ZM94 74H93V75H94ZM98 74H99L100 76H99ZM153 74H154V73H153ZM247 74L249 75V73H247ZM263 74H264V73H263ZM30 75H31V74H30ZM38 75H39V74H38ZM59 75H60V74H59ZM63 75H64V74H63ZM72 75H73V74H72ZM76 75L78 76V74H76ZM138 75H139V74H138ZM138 75H137V76H138ZM171 75H172V74H171ZM229 75H230V77H229ZM16 76H17V74H15V77H16ZM28 76H29V74H28ZM40 76H41V75H40ZM42 76H43V75H42ZM46 76H47V75H46ZM46 76H45V78H46ZM49 76H51V75H49ZM60 76H61V75H60ZM74 76H75V75H74ZM77 76H76V77H77ZM94 76H96V75H94ZM156 76H157V75H156ZM163 76H164V75H163ZM166 76H167V75H166ZM173 76H174V75H173ZM175 76H176V74H175ZM177 76H178V75H177ZM177 76H176V77H177ZM237 76H238V77H237ZM241 76H242V75H241ZM256 76L258 77V75H256ZM65 77H66V76H65ZM92 77H93V76H92ZM144 77H145V78H144ZM153 77H154V76H153ZM168 77H169V76H168ZM236 77H237V78H236ZM246 77H248V76H246ZM251 77H248L247 79H251ZM10 78H12V76H10ZM16 78H17V77H16ZM47 78H49V77H47ZM52 78H53V77H52ZM60 78H61V77H60ZM73 78H75V77H73ZM117 78H118L119 80H118ZM129 78H130V79H129ZM159 78L162 79V77H159ZM159 78H158V77H155V78H152V77H151L150 79L153 80V81H154V79H155V80L157 79L156 81H158V82H155V81H154L153 84L156 83V85H159V84H157V83H159V82L162 81V80H158ZM261 78L263 79L264 76H262ZM1 79H3V77L0 78V80H1ZM5 79H6V78H5ZM5 79H3V80H5ZM7 79H8V78H7ZM24 79L26 80L27 78H24ZM55 79H56V77H55ZM116 79H117V80H116ZM168 79H170V78H168ZM225 79H226V80L229 79V80L231 81V82H230L231 85H230L229 83H227V82H229V80L226 82ZM244 79H245V78H244ZM14 80H15V79H14ZM20 80H21V79H20ZM22 80H23V79H22ZM46 80H47V79H46ZM63 80H64V79H63ZM65 80H67V79H65ZM70 80H71V79H70ZM73 80H74V79H73ZM97 80H99V81H97ZM135 80H136V78L133 79V80H131V81H134V82H135ZM151 80H148V81L150 82ZM172 80H173V78H172ZM174 80H175V79H174ZM238 80H239V78H238ZM238 80H237V81H238ZM259 80L261 81V79H259ZM259 80H258V81H259ZM1 81H2V80H1ZM28 81H29V80H28ZM49 81H51V80H49ZM49 81H48V82H49ZM57 81H58V80H57ZM57 81H55V82L57 83ZM67 81H68V80H67ZM74 81H75V80H74ZM116 81H117V83L114 84V82H116ZM124 81H125V82H124ZM126 81H127V82H126ZM131 81H130V82H131ZM136 81H138V80H136ZM139 81H141V82L144 83V81H142V80H139ZM139 81H138V82H139ZM153 81H152V82H153ZM169 81H171V80H169ZM223 81H225V83L227 84V85H225L226 87L224 86L225 83L222 84ZM241 81H242V80H241ZM258 81H255V83H257ZM263 81H264V80H263ZM6 82H7V81H6ZM8 82H9V81H8ZM13 82H14V81H13ZM52 82H53V81H52ZM72 82H73V81H72ZM123 82H124V84H122ZM130 82H129L130 85L127 83V85H128L129 87L132 86V85L135 86L134 84L137 83V82H135V83L133 82L134 84L131 85L132 82H131V83H130ZM177 82H174V83H177ZM46 83H47V82H46ZM56 83H55V85H56ZM139 83H140V82H139ZM139 83H137L136 85L138 86ZM143 83H142V85H144V87H145V84H143ZM168 83H169V82H168ZM171 83H172V82H171ZM238 83H239V82H237L236 84L238 85ZM241 83H242V82H241ZM243 83H244V82H243ZM243 83H242V84H243ZM258 83H259V82H258ZM260 83H261V82H260ZM3 84H4V83H3ZM14 84H15V83H14ZM38 84H39V83H38ZM53 84H54V83H53ZM60 84H61V82H60ZM66 84H67V83H66ZM88 84H86V85H88ZM111 84H113V85H111ZM121 84H122V86H120ZM148 84H149V83H148ZM151 84H152L151 82H150L149 86L146 84V86L148 87V90L146 89V90H147L146 93H145L146 90H144V92H142V90L145 89V88L140 89L141 91H139V90H138V91L141 92V94H142V93L145 94V96H146L147 93H148L147 95H149L150 93H152V92L149 93L150 87L153 85V84H152V85H151ZM161 84H162V83H161ZM161 84H160V85H161ZM169 84H170V83H169ZM169 84H168V85H169ZM242 84H241V85H242ZM5 85H6V84H5ZM5 85H3V86H5ZM12 85H13V84H12ZM17 85H18V84H17ZM62 85H63V83H62ZM69 85H71V84H69ZM127 85L125 84V85L122 87V89H120V90H122V92L128 90L129 88H127V87H128ZM142 85H141V86H142ZM160 85H159V87H157V86H156V87L159 89V88H160ZM163 85H164V84H163ZM172 85H173V84H172ZM229 85H230V87H229ZM239 85H240V84H239ZM241 85H240V86H241ZM252 85H253V84H252ZM256 85H258V84H256ZM49 86H50V85H49ZM64 86H65V85H64ZM105 86H104V88H105ZM141 86H140V88H141ZM153 86H154V89H153ZM153 86H152L151 90L153 89V90H152V91H153L152 95H153V99H154V98L156 97V95H157V94H156V93H157V90L154 92V90L156 89V87H155V85H153ZM178 86H180V87H178ZM263 86H264V82H263ZM1 87H2V86H1ZM1 87H0V88H1ZM7 87H9V86H7ZM11 87H13V86H11ZM88 87H89V89H88ZM124 87H125V88H124ZM138 87H139V86H138ZM251 87H252V86H250L249 88L251 89ZM254 87H255L256 89H258V88L261 89L262 86L260 87V85H259V86H257V87H258V88H257V87L254 85ZM3 88H4V87H3ZM5 88H6V87H5ZM29 88H30V87H29ZM48 88H49V87H48ZM55 88H56V87H55ZM55 88H54V89H55ZM60 88H62V86H61ZM63 88H64V87H63ZM65 88H66V87H65ZM69 88H70V87H69ZM91 88H92V87H91ZM114 88H113V89H114ZM117 88H115V89L117 90ZM123 88H124L125 90H123ZM126 88H127V89H126ZM170 88H171V84H170ZM176 88H177V89H176ZM252 88H253V87H252ZM255 88H253V90H252L253 92H252V91H251V92H252V94H256V96H257V92H256L257 90H256ZM101 89H102V90H101ZM113 89H112V90H113ZM136 89H137V88L135 87L134 90L136 91ZM160 89H162V88H160ZM167 89H169V88H167ZM239 89H240V93H241V91H242V93H243V90H244V89H243V90H242L241 88H239ZM250 89H248V90H250ZM254 89L256 90V91H255L256 93H254ZM1 90H2V88H1ZM3 90H4V89H3ZM3 90H2V91H3ZM28 90H29V89H28ZM30 90H31V89H30ZM52 90H53V89H52ZM56 90H57V88H56ZM68 90H69V89H68ZM78 90H79V89H78ZM89 90H90V91H89ZM99 90H101V91H99ZM106 90H105V91H106ZM116 90H115V91H116ZM151 90H150V91H151ZM170 90H172V89H170ZM230 90H231V92H230ZM236 90H237V89H236ZM261 90L264 91V88H262ZM261 90H260V91H261ZM69 91H70V90H69ZM87 91H88L89 93H88ZM97 91H98V92H97ZM107 91H106V94H108L109 92H113L114 90H113V91H109L108 93H107ZM135 91H131V94H130V92H128V93H129L128 96L125 97V95H123L124 97H123L122 99H119V100L117 99L116 101H114V102H113L114 104H113L112 107H111L110 105H109L110 108L106 106L107 108L110 109V110L107 109L109 112H107V111L105 110V109H106V107H105L106 102H105V101L108 102L106 105H108L109 103L112 105V101H111V100H112V99L115 100V99H114L113 97H111L112 99H110V101H108L109 96H108V95H107V96L105 95V98H106V97H108V98H107V100L104 101V102H105L104 105H103V100H104V99H102V105L105 107L104 110H103L104 113H105V111H106V112L109 114V116H108L109 118H110V115L114 117V120L111 121V122H113V125H111V123H110V122L108 123V121H107V120H108V118H107V115H108V114L106 115V122H105L106 124H102V125H101V121H102L101 119H105V118H103V117H105V115H104L103 112H102L103 114L96 113L97 111H100V110H98V109L102 107L101 105H98V104H100L99 102H101V101H99L100 98L97 99V100H98L97 103H96L97 100L95 101V103L98 105L97 108L95 107V106H97V105L93 103L94 100H93V101L91 100V101H92V105H93V104L95 105L94 108H93L92 106L89 107V105H91V104H89V103H88L89 105L87 106V102H85V101H84L85 99L82 98V97H83V94H82V96L79 95L80 100H83V101H84V102H83L84 107H85V105H86L87 107H86L85 109H83L82 111H80L81 113H78L79 115H78L77 117H76V113H75V117H76V118H74L75 121H74V119H73L72 117L70 118V119H73V120H71V121H72V122H75V123L70 122V119H69L68 123H70V124L67 123V124H68L67 127H65L66 125H64V127H65L67 130H68V127H70L69 130L72 128V130H70V131H71L70 138H75L76 140H79V137H76V136H80V135H81V137H80V140H81V141L78 142V143H80V144H79V145L77 144V146H81V142L83 141L82 143H84V147L82 146V148L85 149V150H84V151H85V157H86V155L91 156V159H92V157H93V161H92V162H96V161H94V160H95V156H96L95 154H97V158H96V159L98 160V162H101V161H99V158L101 159V155H100V154L104 153L102 150H104V147H105V146L108 147V144H109V143H110L109 145L112 144V143L110 142V140H109V138H110V137H109V136H110V132H112V133H111V136H112V134H113L114 136H116V134L118 135L119 133H121V134L126 133V135L128 134L127 136H125L124 134H123V135H120V136H123L125 139H124V138H121V137L119 136V137L121 138V139H119V141H120V140L122 141V139H123V142L120 141V142H121L120 145H119V143H118V142H119V141H118V138H116V141H117V142H116V141L113 140V139H114L113 136L111 137V139L114 141V145H113V146H112V145L109 146V148L107 149L109 152L106 151L105 153H110V154H111V152H113V153L115 154V152H117V154H118L117 157H116V155H113V156H115L117 159H118V157H119V159H120V156H121V155H122L121 157L123 158V156H125L124 154H126V153L129 154L130 151H129V152H127V151H128V147L131 146V142L133 141V140H132V139H133V136L136 137V138L134 139L133 142H136V139H139V138H141L143 135L146 134L147 131H146L145 133H144V131L141 132L142 129H143V127L145 126L146 122H144V125H143V126H142V123H141V122L138 123V121L141 120L140 115H139V117L137 116V119L139 118V120L137 121V123L135 122V120H136V116H135V114H136V109H138V108L132 106V105H131V102H132V100H133L134 103L132 102V104H136V105H141V104H143V102H141V98H143V94H142V97H140L141 94H139V98H138V99L140 100V103H141V104H140V103L137 101L138 99H136V97H135V95L138 97V91H136L137 94H136V93L134 94ZM159 91H160V90H159ZM165 91H166V89H165ZM168 91H169V90H168ZM233 91H234V89H233ZM260 91H258V93H259ZM26 92H28L27 89H25V93H26ZM50 92H51V91H50ZM102 92L104 93V91H102ZM102 92H101V93H102ZM132 92H133V94H132ZM162 92H163V90H162ZM249 92H250V91L246 92V94L249 95V94H250ZM31 93H32V90H31ZM31 93H30V94H31ZM46 93H47V92H46ZM56 93H57V92H56ZM78 93H79V92H78ZM78 93H77V94H78ZM113 93H114V92H113ZM118 93H119V95H120L121 91H119ZM118 93H116L115 96L118 95ZM126 93H127V91H126ZM126 93H123V94H126ZM21 94H22V92H21ZM21 94H20V95H21ZM26 94H27V93H26ZM26 94H25V95H26ZM28 94H29V93H28ZM30 94H29V95H30ZM50 94H52V93H50ZM61 94H62V93H61ZM85 94H84V95H85ZM94 94H93V95H94ZM159 94H160V93H158V96H159ZM259 94H262V93L260 92ZM259 94H258V97H259ZM44 95H45V94H44ZM47 95H48V94H47ZM55 95H56V94H55ZM65 95H66V94H65ZM93 95H92V96H93ZM109 95L112 96V93H110ZM121 95H122V94H121ZM121 95H120V96H121ZM162 95L165 96V95H164V92L162 93ZM162 95L160 94L159 97H160V98H165V97H162ZM248 95H247V96L244 95V97H247V99H248ZM32 96H33V93L31 94L30 97H32ZM58 96H59V95L56 96L55 100L57 99ZM61 96H62V95H61ZM67 96H68V95H67ZM94 96H98V94H97V95H94ZM113 96H114V95H113ZM145 96H144V97H145ZM150 96H151V94H150L149 97H148L149 100H150L151 97H152V96H151V97H150ZM154 96H155V97H154ZM158 96H157V97H158ZM167 96H166V97H167ZM235 96H236V98H235ZM262 96H263V94H262ZM26 97H27V96H26ZM30 97H29V99H30ZM45 97H46V96H45ZM53 97H55V96H53ZM53 97H52V98H53ZM63 97H64V96H63ZM65 97H66V96H65ZM70 97H71V96H70ZM84 97H87V96H84ZM88 97H87V98H88ZM90 97H91V96H90ZM102 97H103V96H102ZM117 97H118V96H117ZM121 97H122V96H121ZM239 97L242 98V96H239ZM239 97H238V98H239ZM249 97H250V95H249ZM258 97H255V98H258ZM260 97H261V96H260ZM260 97H259V99H260L261 101L257 100V103L263 101V99H264L263 97H264V96L262 97L263 99L260 98ZM6 98H7V100L9 99L8 97H6ZM16 98H17V97H16ZM19 98H20V97H19ZM19 98H18V99H19ZM22 98H23V97H22ZM34 98H35V97L31 98V100L34 99ZM47 98H48V97H47ZM52 98H51V99H52ZM59 98L62 99L61 97H59ZM94 98H95V97H94ZM94 98L91 97V99H94ZM96 98H98V97H96ZM103 98H104V97H103ZM146 98H147V97H146ZM146 98H145V99H146ZM148 98H147V100H148ZM238 98H237V99H238ZM251 98H253L252 95H251ZM0 99H1V98H0ZM11 99H12V98H11ZM29 99H28V100H29ZM41 99H42V97L40 98V100H41ZM51 99H50V100H51ZM60 99H59V100H60ZM135 99H136V102H138L139 104H137V103L135 102ZM145 99H144V100L142 99V100L144 101V103H145ZM156 99H157V98H156ZM242 99H243V98H242ZM245 99H246V98H244L243 101H245ZM247 99H246V101L244 102V104H246ZM5 100H6V99H5ZM9 100H10V99H9ZM15 100H16V99H15ZM21 100H22V99H21ZM25 100H27V99L25 98ZM44 100H45V99H44ZM66 100H67V99H66ZM149 100L146 102V105H145V106H144V104L142 105L144 108L141 106V107L143 108V110H142V109H138V110H137V113H138V114H139V112H140L141 110L144 111L145 108L147 109V107H148V105H149L150 103H152V104H150L148 108H150V110H151V107L154 108L153 105L156 104V103H158V101L161 100V99L158 98V100H155L156 103H153V102H152L153 100H150V101H149ZM162 100H163V99H162ZM166 100H167V99H166ZM253 100H254V99H253ZM13 101H14V100H13ZM16 101H17V100H16ZM18 101H19V100H18ZM32 101L35 102L34 100H32ZM48 101H49V99H48ZM60 101H64V100H60ZM68 101H69V100H68ZM87 101H88V100H87ZM248 101H249V99H248ZM250 101H252V100H250ZM250 101H249V102H250ZM51 102H52V101H51ZM56 102H57V101H56ZM79 102H81V101H79ZM148 102H149V104H148ZM233 102L235 103V101H233ZM249 102H247V103H249ZM3 103H4V102H3ZM6 103H7V102H6ZM6 103H5V104H6ZM9 103H11V101H10ZM15 103H16V102H15ZM26 103H27V102H26ZM26 103H25V104H26ZM28 103H29V102H28ZM30 103H32V102L30 101ZM36 103H37V101H36ZM39 103H40V102H39ZM39 103H38V104H39ZM48 103H50V101H49ZM52 103H55V102H52ZM67 103H68V102H67ZM84 103H86V104H84ZM90 103H91V102H90ZM159 103H160V102H159ZM163 103H164V102H163ZM253 103H254V102H253ZM255 103H256V102H255ZM262 103H263V102H262ZM5 104H4V105H5ZM12 104H13V103H12ZM16 104H17V103H16ZM18 104H19V103H18ZM23 104H24V103H23ZM41 104H43V103H41ZM55 104H56V103H55ZM68 104H70V103H68ZM77 104H78L77 106H80V105H79L80 103H77ZM241 104H242V103H241ZM244 104H242V109H244V108H243V105H244ZM263 104H264V103H263ZM263 104H261L262 106H260V108H261L262 110H263V108H264ZM4 105H3V106H4ZM6 105L8 106V103H7ZM6 105H5V106H6ZM10 105H11V104H10ZM10 105H9V106H10ZM20 105H21V103H20ZM30 105H31V104H29V106H30ZM33 105L35 106L36 104H33ZM50 105H51V104H49V107H48V108H50ZM53 105H54V104H53ZM156 105H158V104H156ZM229 105H231V104H229ZM233 105L236 107L235 104H233ZM246 105H247V104H246ZM258 105H260V104H257L256 106L258 107ZM5 106H4V107H5ZM14 106H15V105H14ZM17 106H18V105H17ZM27 106H28V105H27ZM34 106H32V107H34ZM44 106H45V105H44ZM59 106H60V105H59ZM146 106H147V107H146ZM154 106H155V105H154ZM162 106H161V107H162ZM231 106H232V105H231ZM231 106H230V107H231ZM250 106H252V105L245 106V107H250ZM253 106H254V104H253ZM256 106H254V107L256 108ZM11 107H12V106H10V109H11ZM39 107H40V104H39ZM41 107H42V105H41ZM56 107H58V106L56 105ZM63 107H64V106H63ZM138 107H139V106H138ZM158 107H159V106H158ZM226 107H228V106H226ZM226 107H225V108H226ZM6 108H7V107H6ZM24 108H25V110H26V106L23 107L22 109L24 110ZM34 108H35V107H34ZM37 108H38V107H37ZM45 108H47V107H45ZM76 108H77V107H76ZM102 108H103V107H102ZM102 108H101V109H102ZM135 108H136V109H135ZM228 108H229V107H228ZM231 108H232V107H231ZM231 108H230V109H231ZM233 108H234V107H233ZM240 108H241V107H240ZM251 108H252V109H251ZM251 108H250L249 110H252V112H248V111H249V110L247 111L248 108H247V109L245 108L246 111H247V113H248L249 115H250V113H254L253 111H255V109H253V107H251ZM10 109L7 108L8 112H9ZM13 109H14V107H13ZM38 109H39V108H38ZM146 109H145V111H148V110H149V109H147V110H146ZM237 109H238V108H237ZM245 109H244V110H245ZM256 109H258L259 111H261L259 108H256ZM5 110H6V109H5ZM11 110H12V109H11ZM23 110H21V112H22ZM43 110L45 111L46 109L43 108ZM64 110H65V108H64ZM139 110H140V111H139ZM150 110H149V111H150ZM239 110H240V109H238V111H239ZM244 110H242V111L244 112ZM16 111L18 112V109L15 110L14 112L16 113ZM19 111H20V110H19ZM28 111H30V110H28ZM28 111H27V113H28ZM35 111H36V110H35ZM77 111H78V110H77ZM138 111H139V112H138ZM145 111H144V112H145ZM158 111H160V113H159ZM163 111H165V112H163ZM246 111H245V113H246ZM5 112H6V111H5ZM5 112H4V115H5ZM10 112H11V111H10ZM14 112H13L12 115H14ZM33 112H34V111H33ZM36 112H37V111H36ZM42 112H43V111H42ZM50 112H51V111H50ZM50 112H48V113H50ZM62 112H63V110H62ZM100 112H101V111H100ZM123 112H127V113H125L126 115H125ZM153 112L155 113V111H153ZM161 112L163 113V115H164V117H165L163 120H162L163 117L161 116V114H162ZM232 112H233V111H232ZM261 112H264V111H261ZM261 112H260V113H261ZM1 113H2V116H3V112H1ZM6 113H7V112H6ZM18 113H20V112H18ZM23 113H24V112H23ZM27 113H26V115H27ZM37 113H38V112H37ZM53 113H54V112H53ZM55 113H57V112H55ZM64 113H65V112H64ZM122 113H123V114H122ZM146 113H147V112H146ZM146 113H145V115H146ZM220 113H221V112H220ZM220 113H218V114H220ZM247 113H246V114H247ZM257 113L259 114V112H257ZM8 114H9V113H8ZM16 114H17V113H16ZM33 114H34V113H33ZM38 114L40 115V112H39ZM50 114H51V113H50ZM57 114L59 115V112H58ZM60 114H61V113H60ZM105 114H106V113H105ZM138 114H137V115H138ZM140 114H141V112H140ZM218 114H217V115H218ZM242 114H244V113H242ZM261 114H263V113H261ZM261 114H259V115H260V117L263 118V116H262ZM19 115L22 116V113L19 114ZM35 115H36V114H35ZM47 115H48V114H47ZM51 115H52V114H51ZM103 115H104V116H103ZM122 115H124V116H122ZM151 115H153V114H151ZM217 115H216V116H217ZM225 115H226V114H225ZM237 115L239 116L240 113L237 112V114H236L235 117H237ZM256 115H257V114H256V111H255V115L253 114V116H255V118H256ZM6 116H7V114H6ZM14 116H15V115H14ZM24 116H25V115H24ZM24 116H23V117H24ZM31 116H33V115H31ZM37 116H38V115H37ZM59 116H60V115H59ZM149 116H150V115H149ZM149 116H148V117H149ZM154 116L152 117V119L154 118ZM196 116L198 117V119H197ZM245 116H246V115H245ZM247 116H248V115H247ZM250 116H252V115H250ZM253 116H252V117H253ZM257 116H258V115H257ZM17 117H18V116H17ZM27 117L30 118V116H27ZM39 117H40V116H39ZM43 117H44V116H43ZM43 117H42V118H43ZM51 117H52V116H51ZM73 117H74V115H73ZM93 117H94V118H93ZM145 117H146V116H145ZM180 117H183L184 119H185V118H192V117H196V118H194V119H190V120H193V121L188 122V123H187V127L185 126L186 124H185V125L183 124V125H184V128H183V127L180 128L181 124L184 123L183 121H179ZM199 117H200V118H199ZM239 117H240V116H239ZM243 117H244V116H243ZM243 117H242V119L240 118L242 121L246 119L245 117H244V118H243ZM260 117L258 116L259 119H256V121H259V123H255V119H254V118L251 119V120L254 119L253 122H251V120H250V122H251V123H254V124H252L253 126H254L255 124H257L256 127H259V125H260V130L262 131V133H264V130H263V127H264V119H262V118L260 119ZM0 118H2V117H0ZM3 118H4V117H3ZM13 118H14V117H13ZM29 118H27V119L29 120ZM42 118L40 117L41 120H42ZM55 118H57V117H54V119H55ZM150 118H151V117H149V119H146V120H145V118H144V119H142V120H143V121H144V120H145V121L150 120V122L152 123L153 120H151ZM212 118H214V117L212 116ZM247 118H248V117H247ZM4 119H6V118H4ZM22 119H23V118H22ZM27 119H25V120H27ZM33 119H34V118H33ZM36 119H37V118H36ZM45 119H46V118H45ZM49 119H51V118L49 117ZM111 119H113V118L111 117ZM184 119H182V120H184ZM196 119H197V121H196ZM238 119H239V118H238ZM238 119L236 118L235 120H238ZM240 119H239V120H240ZM10 120H11V119H9V121H10ZM15 120H16V119H15ZM23 120H24V119H23ZM30 120H31V119H30ZM41 120H40L39 123H41ZM91 120H92V121H91ZM180 120H181V119H180ZM207 120H211V119H209V118L205 119V118H204V124H205V121L208 122ZM241 120H240V121H241ZM248 120H249V119H248ZM260 120H261V121L263 120V121H262L263 124H261V121H260ZM3 121H4V120H3ZM20 121H22V120H20ZM31 121H32V120H31ZM37 121H39V119H37ZM48 121H49V120H48ZM52 121H53V120H52ZM87 121H89V122H90V121H91V122L94 121V122H93V124L90 123V126H89V125L87 124ZM109 121H110V120H109ZM185 121H189V120H186V119H185ZM211 121H212V120H211ZM1 122H2V121H1ZM1 122H0V123H1ZM24 122H25V121H24ZM24 122H23V123H24ZM33 122H34V121H33ZM33 122H32V123H33ZM42 122H43V120H42ZM202 122H203V121H202ZM235 122H236V121H235ZM243 122H244V121H243ZM250 122L248 121L249 124H250ZM15 123H16V122H15ZM21 123H22V122H21ZM26 123H27V122H26ZM26 123L23 124V125L25 126L24 128H26V129H25L26 132H23V131H24V128H23V131H22V129H21L22 127H21V128H20L21 130L19 129V133H18V134L20 135V132H21V134H22V132H23V134L21 135L22 137H25V136H27V135L29 134V137H27V138L31 139V137H32V139H33V137H34V139H35V136H30V134L32 133L31 135H33V134L36 135L37 130L34 129V128H36V127L33 126V127H34L33 130H31V127H30V124H31V123H30V122L27 123V125L29 124V127H30V128H29V127L27 126L28 129L32 131V132L28 133V129H27L26 125H25ZM34 123H35V122H34ZM44 123H45V122H44ZM44 123H43V124H44ZM47 123H48V122H47ZM53 123H54V122H53ZM148 123H149V121H148ZM199 123H198V125H199V127H200V124H199ZM210 123H211V122H210ZM8 124H9V123H8ZM13 124H14V122H13ZM18 124H19V122H18ZM36 124H38V123H36ZM41 124H42V123H41ZM41 124H40V125H41ZM73 124H74V126H73ZM107 124L111 125V128H110V126H109L108 129H107V127H106ZM153 124H154V123H153ZM201 124H202V123H201ZM207 124H208V123H207ZM231 124H234V123H231ZM238 124H239V123H238ZM240 124H241V123H240ZM245 124H246V123H245ZM258 124H259V125H258ZM0 125H2V123H1ZM4 125H5V124H4ZM16 125H17V124H15V128H17V129H15L14 131L12 130V131H13V135H12V136L10 135V138H8L9 136H5V137L7 138V139L5 138L7 141H6L5 139H3V140H5V141H3V142L0 140L3 144H4V142H5V144H4L3 146H1L2 144L0 143V182H1V184H2L5 180L8 181V180L10 179V176H12L11 174H12V172H13V169H15L14 167H16L17 164H18V165H22V164H24V163H23V162H24L23 160H22V162H19V160L23 159L22 157H20V154H21L22 156L24 155L23 157H25L26 154L30 155V154L32 153V151H31V152L29 151L30 154H29V153H26V151H24V150H27V148H29V146H28V145L30 144L29 141H28L29 139H28V140L26 139L27 142H28V144H27V143L24 142V141H25L24 139H25L26 137L23 139V138H21V136L19 137V135H17V138H18V139H17V138H14V137H16V136H14V132H15V131H16L15 133L18 132V127H16ZM21 125H22V124H21ZM33 125H34V124H33ZM40 125H39V126H40ZM44 125H48V124H44ZM55 125H57V124H55ZM55 125H54V127H55ZM69 125H70V126H69ZM100 125H101L102 127H101ZM103 125H105V129H107V130H103L104 133L100 131L101 129H97V127H98V128H100V127H101V128H104ZM146 125H147V126H146L147 128L145 127L144 129H145V130L150 129V128H148V125H151V124H146ZM198 125H197V127H198ZM223 125H225V124H223ZM223 125H222V126H223ZM235 125H237V124H235ZM261 125H262L263 127H262ZM6 126H7V125H6ZM18 126L20 127V125H18ZM31 126H32V124H31ZM39 126H37V128H38ZM42 126H43V125H41V127H42ZM71 126H72V127H71ZM99 126H100V127H99ZM107 126H108V125H107ZM157 126H158V125H157ZM202 126H204V125H202ZM233 126H234V125H233ZM233 126H231V127H233ZM238 126H239V127H242V124H241V126H240V125H238ZM244 126H245V128H246V125H244ZM244 126H243V127H244ZM13 127H14V126H13ZM43 127H44V126H43ZM49 127H50V126H49ZM54 127H53V128H54ZM57 127H58V126H57ZM64 127H61V129H62V128L65 129ZM155 127H156V126H155ZM155 127H151V128H153V130L159 128V126H158L157 128H155ZM235 127H236V126H234V127L231 129L230 126H229V130L227 129L228 132H230V131L232 130V132H231V134H232V133H233V129H234ZM248 127H249V126H248ZM251 127H252V126H251ZM261 127H262V129H261ZM0 128H1L0 131H4L3 133H7V131L3 129V128H5V126L3 127V125H2V127H0ZM11 128H12V126H10V128H8V129H11ZM47 128H48V126H47ZM84 128H85V129L89 128L90 130H86V131L84 132V130H85ZM154 128H155V129H154ZM182 128H183V129H182ZM190 128H191V129H190ZM195 128H196V127H195ZM202 128H203V127H202ZM218 128H219V127H218ZM224 128H225V127H224ZM236 128H238V127H236ZM236 128H235V129H236ZM254 128H255V127H254ZM12 129H13V128H12ZM39 129H40V128H39ZM42 129H43V128H42ZM54 129H55V128H54ZM54 129H53V130H54ZM63 129H62V131H63L64 135H65V133H66V135H67V132H68V131L65 130L66 132H64ZM82 129H83V131H82ZM93 129H94V131H93ZM160 129L163 131V129H162V127H161V128H159V130L157 129L158 132L160 131ZM199 129H200V128H199ZM199 129L197 128V130L200 132L202 129H200V130H199ZM34 130H36V133H34V132H35ZM40 130H41V129H40ZM49 130H50V128H49ZM51 130H52V128H51ZM96 130L99 131V132H96ZM187 130H186V131H187ZM203 130H204V129H203ZM227 130H226V131H227ZM239 130H241V128H240ZM239 130H238V131H239ZM244 130H245V129H244ZM249 130L251 131V130H253V128L251 129V128L249 127ZM256 130H257V129H256ZM256 130H254V131L256 132ZM260 130H259V128H258V131H260ZM5 131H6V132H5ZM33 131H34V132H33ZM42 131H43V130H42ZM44 131H47V130H44ZM60 131H61V130H60ZM70 131H69V133H70ZM150 131H151V129H150ZM150 131L148 130L147 133H150ZM188 131H187V132H188ZM236 131H237V130H236ZM238 131H237V132H238ZM242 131H243V128H242ZM250 131H249V132L246 131V132L249 134ZM261 131L259 132L260 134H262ZM48 132H49V131H48ZM138 132H140V137H139V135H138ZM158 132H156V130H155V133H154V131H153L152 133H154L153 135L155 136V134L158 133ZM187 132H185V133L187 134ZM189 132H188V133H189ZM191 132H190V134H191ZM199 132L197 133V135H196V134H193V132H192V134L194 135V139H196V138L199 136ZM202 132H203V131H201V133H202ZM234 132H235V131H234ZM246 132H245V134H246ZM8 133H9V132H8ZM24 133H26V135H25ZM27 133H28V134H27ZM42 133H43V132H42ZM63 133H62V134L60 133V134L62 135V136L60 135L61 137H64V136H63ZM130 133H133V134H131V135H133V136H132V139H131V137H129V134H130ZM134 133H135V134H134ZM141 133H144V134L142 135ZM181 133H179V136H181V137L185 136V135H183V134H181ZM185 133H184V134H185ZM195 133H196V132H195ZM235 133H236V132H235ZM235 133H234V135H235ZM242 133H244V131H243ZM242 133H241L240 135H242V138H243V134H242ZM89 134H90V135H89ZM159 134H161V132H160ZM180 134H181V135H180ZM224 134H225V133H224ZM231 134L229 133L228 136L231 135ZM252 134L254 135V134H257V133H252ZM260 134H258V137H257V136H255V135H254V136L251 135V133H250V135L253 136V139H254L255 137L258 139V138L260 137V136H259ZM15 135H16V134H15ZM39 135H40V134H39ZM41 135H42V134H41ZM43 135H44V134H43ZM43 135H42V136H43ZM66 135H65V138L67 139V140H66V141H67L66 144L68 145V144H69L68 142H69L70 140H69V138H67V136H69V135H67V136H66ZM93 135H94V136H93ZM136 135H138V136H136ZM141 135H142V136H141ZM146 135H147V134H146ZM146 135H145V136H146ZM153 135L150 134V136H153ZM157 135H158V134H157ZM157 135H156V136H157ZM188 135H189V134H188ZM193 135H192V136H193ZM232 135H233V134H232ZM234 135H233V138H234V139L237 138V137H234ZM240 135H239V136H240ZM250 135L247 136V138H246V137H244V138H246V139L249 138L248 140L251 141L252 137H251ZM48 136H49V135H48ZM73 136H74V137H73ZM88 136H89V137H88ZM92 136H93L94 138H95V137L97 138V136H98V138H97L98 140L95 138V140L93 139V142L91 143L92 138H90V137H92ZM154 136L152 137L153 140H154ZM167 136H165L166 139L163 138L164 136H162L160 139H159L158 137H157V138L155 137V138H156V139H155L156 141H154V145H155V146H154L153 143H152V145H153L152 147H154V149L157 148L156 145H158V144L160 143V140H161V139H162V140H163V139H164V140H167ZM192 136H190V137H192ZM235 136H236V135H235ZM2 137H4V136H2ZM12 137L14 138V141H13V139H12L11 141H9ZM46 137H47V136H46ZM82 137H84V139H81ZM105 137H106V139H105L106 141L104 140ZM117 137H118V136H117ZM147 137H148V136H147ZM147 137H144V138H147ZM181 137H180V138H181ZM188 137H189V136H188ZM190 137H189V138H190ZM250 137H251V138H250ZM19 138H20V139H19ZM86 138H88V141L86 140ZM128 138H130L132 141L130 140L131 142H128V141H129ZM142 138H143V137H142ZM170 138H168V140H167L166 142H167V143L170 142L169 144H170V146L172 147V145H174V144H176V143H175V142L173 143L174 140L172 139V140H173V141H172L173 144H172L171 141H169V140H171ZM189 138H188V139H189ZM229 138H232V136H229ZM233 138H232V141L234 140ZM242 138L239 137L238 141L241 140L240 142L245 143V144L248 145V143H246L248 140L245 141L246 139L243 140ZM16 139H17V140H16ZM22 139H23L24 141H23ZM32 139H31V140H32ZM36 139H37V138H36ZM36 139H35V141H36ZM48 139H49V137H48ZM89 139H91V141H89ZM107 139H108V140H107ZM158 139H159V142H157ZM185 139H186V137H185ZM190 139H191V138H190ZM192 139H193V137H192ZM259 139H260V138H259ZM259 139L257 140V142L259 141ZM40 140H41V138H40ZM40 140L38 139V141H40ZM46 140H47V139H46ZM59 140H60V139H59ZM61 140H64V139L61 138ZM61 140H60V143L63 144V142H65V140L62 141V142H61ZM71 140H72V139H71ZM96 140H97V141H96ZM102 140H104L103 143H104V142H107V141H109V142H107V145L104 144L105 146H103V145H101ZM112 140H111V141H112ZM139 140H140V139H139ZM142 140H143V139H141V141H142ZM145 140H146V139H145ZM164 140H163V141H164ZM230 140H231V139H230ZM230 140H229V143L232 142V141L230 142ZM242 140L245 141V142H243ZM19 141H20V142H19ZM41 141H42V140H41ZM48 141H49V140H48ZM51 141H52V140H51ZM57 141H58V140H57ZM73 141H74V140H73ZM73 141H72V142H73ZM113 141H112V142H113ZM146 141L148 142V140H146ZM146 141H145V143H146ZM183 141H184V137H183ZM234 141H236V140H234ZM234 141L231 143V145L229 144L231 148H228L229 151H227V154H228L229 152H231V154H230V155H231V156H230V159L232 158V155L235 156V155L237 154L236 152H238V150H236V152H235L236 154L233 153V152H234L233 150H235V147H236L237 144H238V143H237L236 146H234V144H233ZM252 141H253V140H252ZM254 141H256V139H255ZM254 141H253V142H249V141H248L249 144L251 145V147H253V148L255 147V145H256V143H257V142L254 143ZM262 141H263V140H262ZM14 142H19V143H16L15 147H13ZM43 142H44V141H43ZM58 142H59V141H58ZM75 142L77 143V141H75ZM75 142H74V143H71V145H70V144H69V145L72 147V146H73L72 144H76ZM86 142H87V143L90 142V143H91L90 146H88L89 144H87ZM115 142H116L117 144H116ZM126 142H127L128 144H127ZM133 142H132V145H133ZM137 142H138V141H137ZM177 142H179V140H178ZM180 142H182V138H181V141H180ZM188 142H189V141H188ZM41 143H42V142H41ZM183 143H184V142H183ZM251 143L253 144V146H252ZM258 143H259V142H258ZM36 144H37V142H36ZM36 144H34V145H36ZM38 144H39V142H38ZM38 144H37V145H38ZM85 144H87L86 146H87L88 148H89V147H90V148H89V149L86 148ZM135 144H136V143H135ZM171 144H172V145H171ZM240 144H241V143H240ZM240 144H238V148L241 147V146H243V144H242V145H240ZM26 145H27V146H26ZM32 145H33V144H31V148H30V149H32V150L34 151V149H33V148H34V145H33V146H32ZM49 145H50V144H49ZM59 145H60V144H59ZM63 145H64V146H63ZM63 145H62V146H63V149H64V150L62 149V152H61V149H60V152H61L62 154H63V152H64V153L67 152L66 149H67V150H70V149H68V148L70 147L69 145H68L69 147L66 148V149H65V147H67V145H66V146H65V144H63ZM98 145H100L101 147L103 146V149L101 150L102 153L99 151V149H100L101 147H99V148L96 147V146H98ZM116 145H118V148H119V146H120V148H119V152H118V150L116 151V149H115V148H117ZM123 145H124V146L127 145V146L125 147L126 150L123 149V147H124ZM136 145H137V144H136ZM144 145H145V144H144ZM180 145H181V144H180ZM182 145H183V144H182ZM187 145H188V144H187ZM247 145H246V146H247ZM40 146H41V145H40ZM40 146H39V147H40ZM42 146H44V145H42ZM54 146H55V145H54ZM121 146H122V148H121ZM133 146H134V145H133ZM139 146H140V145H139ZM178 146H179V145H178ZM233 146H234V147H233ZM32 147H33V148H32ZM37 147H38V146H37ZM37 147L35 146V148L38 150L39 147H38V148H37ZM71 147H70V148H71ZM73 147H74V146H73ZM73 147H72L71 149L74 150V148H76V147H74V148H73ZM110 147H111V148H110ZM158 147H159V145H158ZM176 147H177V146H176ZM185 147H186V146H185ZM244 147H245V145L243 146V149L246 148V147H245V148H244ZM248 147H249V145H248ZM251 147H250V151H251V149H253V148H251ZM40 148H41V147H40ZM47 148H48V146H47ZM60 148H61V147H60ZM77 148H78V147H77ZM77 148H76V150H74L75 152H77ZM118 148H117V149H118ZM173 148H175V147L173 146ZM173 148H172L171 150H173ZM178 148H179V147H178ZM233 148H234V149H233ZM238 148H237V149H238ZM30 149H29V150H30ZM51 149H52V148H51ZM57 149H58V148H57ZM80 149H81V147L78 149V152H80V153L77 152V154H76L73 150H71L70 152L73 153V155H72V158L70 157V159H69V157L66 158V156H68L67 154H69L68 152H67L66 156L64 155L66 159H65L64 156L61 154V155L63 156V157L61 156V159H62V158H63L62 160H64V159H65V160L69 159L68 161H70V162H68V164H69V163L71 164V162L73 163V161H71V159H73L74 153L77 155V158H78L79 154H82L81 151H79ZM105 149H106V148H105ZM109 149H110V150H109ZM122 149L125 150V151H123ZM148 149H149V148H148ZM157 149H158V148H157ZM163 149H164V148H163ZM168 149H169V148H168ZM230 149H233V150H230ZM241 149H242V148L239 149L238 154H239V153H242V150H243V149H242V150H241ZM53 150H55L54 147H53ZM53 150H52V152H56V151H53ZM111 150H112V151H111ZM121 150H122V153H121ZM155 150H156V149H155ZM191 150H192V149H191ZM23 151H24V152H23ZM82 151H83V149H82ZM84 151H83V154L80 155V158H81V157H82L83 159L85 158V157L83 156V155H84ZM98 151L100 152V154H98V153H99ZM114 151H115V152H114ZM137 151H138V150H137ZM140 151H141V150H140ZM145 151H146V150H145ZM158 151H159V150H158ZM194 151H195V150H194ZM232 151H233V152H232ZM240 151H241V152H240ZM250 151H249V153H250ZM21 152H23V154H22ZM47 152H48V149H47ZM50 152H51V151H50ZM92 152L94 153L95 156L93 155ZM123 152H124V153H123ZM138 152H139V151H138ZM138 152H137V153H138ZM153 152H154V151H153ZM160 152H161V151H160ZM162 152H163V151H162ZM170 152H171V151H170ZM245 152H246V150H245ZM252 152H253V151H251V153H252ZM19 153H20V154H19ZM33 153H36L35 155H37V153H39V150H38V152L35 150V152H33ZM33 153H32V154H33ZM41 153H42V152H41ZM105 153L103 154V155H105V156L102 155V158H104V157L106 158V154H105ZM130 153H131V152H130ZM168 153H169V152H168ZM232 153H233V154H232ZM247 153H248V151H247L246 153H244V154L247 155V157L249 158L250 156H249ZM18 154H19V157L17 156ZM47 154H48V153H47ZM49 154H51V153H49ZM59 154H60V153H59ZM59 154H58V155H59ZM110 154H108V157H109ZM132 154H134V153H132ZM177 154H178V153H177ZM221 154H222V153H221ZM227 154H226V155H227ZM242 154H243V153H242ZM92 155H93V156H92ZM111 155H112V154H111ZM119 155H120V156H119ZM139 155H140V153H139ZM165 155H166V154H165ZM223 155H224V154H223ZM239 155H240V156H243V157L245 156V155H241V154H239ZM239 155H237V156L239 157ZM250 155H251V154H250ZM16 156H17L18 158H17ZM31 156H33V157L35 158V161L38 160L37 156H34V154L28 156V158L31 157ZM52 156L55 157L53 154H52ZM69 156H71V155L69 154ZM149 156H150V155H149ZM166 156H167V155H166ZM168 156H169V155H168ZM237 156L234 157V158L236 159ZM33 157H32L31 159H34ZM58 157H59V156H58ZM138 157H139V156H138ZM145 157H146V156H145ZM164 157H165V156H164ZM175 157H176V155H175ZM227 157H228V155L226 156V158H227ZM243 157H242V158H243ZM245 157H246V156H245ZM245 157H244V158H245ZM20 158H21V159H20ZM26 158H27V156H26ZM28 158H27V159H28ZM36 158H37V159H36ZM50 158H51V157H50ZM77 158H76V159H77ZM111 158H112V157H111ZM122 158H121V160H122ZM127 158H128V157H127ZM141 158H142V157H141ZM172 158H173V157H172ZM244 158H243V159H244ZM248 158H246L247 161H248V160L253 161V160L256 159V158L253 159V157H251V159H248ZM27 159H26V160H27ZM54 159H55V158H54ZM54 159H51V160H54ZM56 159H57V157H56ZM113 159H114V158H113ZM117 159H116V160H117ZM128 159H129V158H128ZM148 159H149V158H148ZM227 159H228V158H227ZM230 159H229V162H228V163L226 162L228 166H227V165L224 166V163H225V162L223 161L224 159H222V161L224 162V163H223V168L227 167V168H225L224 170L227 169V171H228V169L230 168L229 166H233V167L235 166V165H231V163H230ZM239 159H240V157H239ZM239 159L237 158V160H239ZM252 159H253V160H252ZM24 160H25V159H24ZM62 160H60V162H61ZM74 160H75V156H74ZM101 160H104V159H101ZM145 160H146V158H145ZM150 160H151V158H150ZM237 160H236V162H237ZM241 160H242V159H240L239 163L241 162ZM27 161H28V160H27ZM45 161H47V160H45ZM55 161H57V160H55ZM81 161H83V160L81 159ZM87 161H88V162H86V163H90V164H91L90 158H89V160L87 159ZM112 161H114V160H112ZM227 161H228V160H227ZM244 161H245V160H244ZM244 161H243V163H244ZM247 161H245V162L247 163ZM15 162H16V163H15ZM30 162H32V161H30ZM30 162H29V163H30ZM38 162L40 163L39 160L37 161V164H38ZM42 162H43V161H42ZM42 162H41V164H39V165H42V164H43ZM49 162H51V161H49ZM49 162H48V163H49ZM62 162H63V161H62ZM65 162H67V161H65ZM74 162H76V164H78V163L80 162V160H78V161L76 160V161H74ZM102 162H103V161H102ZM108 162H109V161H108ZM116 162H117V161H116ZM119 162H120V161H119ZM146 162H147V161H146ZM231 162L234 163L235 161H232V160H231ZM253 162H254V164H255V161H253ZM253 162H252V163L250 162V163H251V164H250V167H252ZM21 163H22V164H21ZM25 163H26V162H25ZM29 163H28V164H29ZM33 163H34V161L32 162V164H30V165H33L32 167L35 168V167L37 166V167L39 168V166L36 164V162H35L36 166H34ZM58 163H59V162H58ZM84 163H85V159H84V162H82V164H81L83 168H80V172L77 171V169H76V170L73 171V172H75V174L72 173V175L75 176V175H76V172H77V173H78L77 175L79 176V175H80L79 173L82 172L81 169H84V167H85V169H86V165H84ZM112 163H114V162H112ZM120 163H121V162H120ZM124 163H125V162H124ZM126 163H127V162H126ZM226 163H225V164H226ZM229 163H230V165H229ZM237 163H238V162H237ZM237 163H236V164H237ZM239 163H238V165H239ZM241 163H242V162H241ZM241 163H240V165H241V167H243L244 164L242 163V164H243V165H242ZM246 163H245V165H246ZM248 163H249V162H248ZM248 163H247V164H248ZM14 164H15V165H14ZM44 164H45V163H44ZM62 164L64 165V164H67V163H64V162H63ZM62 164H61V166H62V168H63V165H62ZM70 164H69V165H70ZM100 164H101V163H99V167L97 166V170H98V168H99V169L101 168ZM105 164H106V163H105ZM196 164H198V163H196ZM53 165H54V164H53ZM59 165H60V164H59ZM74 165H75V163L72 164V166H74ZM94 165H95L94 163H92L91 165H88V166H87V170L90 169V168L93 170L94 167L92 168V167H90V166H94ZM124 165H125V164H124ZM126 165H127V164H126ZM126 165H125V166H126ZM191 165H192V164H191ZM238 165H237V166H238ZM240 165H239V166H240ZM27 166H28V165H27ZM46 166H48V165H46ZM64 166H65V165H64ZM72 166H70L71 169H72ZM75 166H76V165H75ZM77 166H78V165H77ZM77 166H76V168H77ZM104 166H105V165H104ZM114 166H115V164L113 165V167H114ZM119 166H120V165H119ZM129 166H130V165H129ZM193 166L195 167V165H193ZM237 166H236V167H237ZM239 166H238V168H239ZM253 166H254V165H253ZM255 166H256V164H255ZM255 166H254V167H255ZM21 167H22V166H21ZM43 167H45V166L43 165ZM58 167H59V166H58ZM58 167H56V168H58ZM79 167H80V163H79ZM79 167H78V169H79ZM228 167H229V168H228ZM241 167H240V168H241ZM246 167H247V166H246ZM254 167H252V168H254ZM256 167H257V166H256ZM256 167H255V168H256ZM262 167H263V166H262ZM11 168H13V169H11ZM16 168H17V167H16ZM19 168H20V167H19ZM25 168H26V167H25ZM25 168H24V170H25ZM28 168H29V167H28ZM28 168H27V169H28ZM56 168H55V169H56ZM74 168H75V167H74ZM107 168H108V167H107ZM110 168H111V167H110ZM134 168H135V167H134ZM145 168H146V167H145ZM223 168H222L221 170H223ZM240 168H239V171H242V169L240 170ZM244 168H245V167H244ZM244 168H243V169H244ZM252 168H249V169H251V171H252ZM255 168H254V169H255ZM9 169H11L12 172H11ZM27 169H26V170H27ZM29 169H30V168H29ZM40 169H42V168H40ZM55 169H54V170H55ZM59 169L61 170L60 167H59L58 169H56V170L59 171ZM91 169H90V170H91ZM103 169H104V167H103ZM147 169H148V168H147ZM191 169H192V168H191ZM234 169H235V168H234ZM246 169H247V168H246ZM254 169H253V170H254ZM7 170H9V172L11 173V174L9 173L10 176H9ZM24 170H23V171H24ZM26 170H25V171H26ZM33 170H34V169H33ZM38 170H39V169H38ZM50 170H52V168H51ZM56 170H55V171H56ZM87 170H83V171H87ZM90 170H88V171H90ZM92 170H91V171H92ZM95 170H96V167H95ZM97 170H96V171H92L93 174H95V172H96V174H95L96 176L98 175L97 172L99 171V170H98V171H97ZM108 170H109V169H108ZM111 170H112V169H111ZM123 170H124V169H123ZM125 170H127V169H125ZM194 170H195V169H194ZM229 170H230L229 172L225 171V174H226V175H227V173L232 174V173H233L232 171H234V170H232V167H231V169H229ZM231 170H232V171H231ZM237 170H238V169H237ZM237 170H235V171L237 172ZM5 171H6V173L8 174V177H9V178L7 177L8 179L5 177V175H6ZM23 171H22V175H23ZM34 171H37V170L35 169ZM58 171H57V173H55L56 176L59 175V174H58ZM64 171H66L65 168H64ZM88 171H87V173H86V172L81 173V175L84 177V176H86V174H87L86 177H89V176H88V174H89ZM91 171H90V174H89V175H91ZM118 171H119V170H118ZM185 171H186V170H185ZM243 171L246 172V170H243ZM26 172H27V171H26ZM32 172H33V171H32ZM38 172H39V171H38ZM41 172H42V171H41ZM48 172H49V171H48ZM59 172H60V171H59ZM68 172H69V171H68ZM236 172H234L235 174H233L235 177L238 176L239 173H241V172H239L238 175H237ZM244 172H243V173H244ZM53 173H54V171H53ZM53 173L49 172V174H51V175H52ZM63 173H65V172H63ZM85 173H86V174H85ZM113 173H114V171H113ZM223 173H224V171H222V174H223ZM248 173H249V171H248ZM248 173H245V178L243 177V178L246 179V180H247V178H250L249 176H250V173H251V172L249 173V176H248ZM60 174H61V172H60ZM108 174H109V173H108ZM222 174H221V176H222ZM246 174H247V175H246ZM47 175H48V174H47ZM51 175H50V176H51ZM62 175H63V174H62ZM69 175H70V177H69ZM69 175H66L67 178L69 177V180H68L69 182H68V183H70V178H71V174H69ZM77 175H76V177H77ZM172 175L174 176L173 172H172ZM172 175H171V177H172ZM192 175H193V174H192ZM226 175H223V176H224L223 178H225V177L229 178V177L233 176V175H230V176H229V174H228L227 176H226ZM242 175H243V174H242ZM242 175L240 174V176H242ZM6 176H7V175H6ZM16 176H17V174H16ZM25 176H26V174H25ZM42 176H43V175H42ZM48 176H49V175H48ZM48 176H47L46 178H50V177H48ZM82 176H81V179H80V176L77 177V179H80V180H82V181L88 179V178L84 179L85 177L83 178ZM228 176H229V177H228ZM246 176H248V177L246 178ZM21 177H22V176H21ZM52 177H53V176H52ZM60 177H61V176H60ZM62 177H64V176H62ZM92 177H93V175H92L91 177H89V178H92ZM101 177H102V176H101ZM171 177H170V178H171ZM176 177H177V176H176ZM185 177H186V176H185ZM185 177H182L181 179L176 178V180L179 179L178 181H180V180L183 181L182 179L184 178V180H185ZM238 177H239V176H238ZM5 178H6V179H5ZM43 178H44V177H43ZM58 178H59V177H58ZM58 178H57V179H58ZM67 178H65V179H66V180H65L66 182H67ZM72 178L76 179L75 177H72ZM72 178H71V179H72ZM82 178H83V179H82ZM131 178H132V177H131ZM170 178H169V179H170ZM227 178H226V179H227ZM240 178H241V177H240ZM243 178H242V179H243ZM18 179H19V178H18ZM23 179H24V178H23ZM38 179H39V178H38ZM52 179L54 180L55 178H52ZM52 179H50V180H52ZM61 179H62V178H61ZM61 179H60L61 184L63 185V183H64V185H65V186L67 185V187H64V185H63V187H64V188H63L62 185L59 183V180H58V183H59L60 187H59V185H58V187H59L60 189H61V187H62V189H65V190H63V191L61 192V190H59L58 187H57L58 189H57V188H54V186H55V187L57 186V184H56L57 181H56V182H55V185H53L52 187L50 186L51 188H53V189H52L53 191L56 190L55 193H54L52 190H48V193L50 194L49 191H52V192H51V195H52V193H54V194L57 196V197H56V196L54 195V199L59 198L58 196H59L61 193H62V194L60 195V197L63 195V198H66V196H67V197H68V200H65L66 203H65V201L62 203V199L59 200V199H60V198H59L58 200L61 201V202H59L58 204H59V206H60L61 204H67V201H68V202H69L68 205H67V207H68V206H71V205H70L71 201L69 200V197H70V194H69V193H70V192L68 193L67 190H68V188H70L71 186H74V184H76V182L73 181V182H75V183L73 184L72 181H71V183H72L73 185H68V184H65L66 182H64L63 179H62V180H61ZM74 179H72V180H74ZM77 179H76V180H77ZM11 180H13V179H11ZM80 180H79V181H80ZM89 180H90V179H89ZM176 180H175V181H176ZM224 180H225V179H224ZM7 181H5V182L7 183ZM17 181H18V180H17ZM46 181H47V180H46ZM77 181H78V180H77ZM170 181H171V179H170ZM175 181L173 182V180H172L171 182H173V184H174V183H176ZM41 182H42V181H41ZM52 182H54V181H52ZM94 182H95V181H94ZM240 182H241V181H240ZM10 183H11V182H10ZM178 183H179V182H178ZM180 183H181V182H180ZM4 184H5V183H4ZM11 184H12V183H11ZM15 184H16V183H15ZM173 184H171L172 187L170 186L171 191H173V186H174ZM49 185H50V184H49ZM169 185H170V184H169ZM176 185H177V184H176ZM8 186H9V185H8ZM10 186H12V185H10ZM175 187H176V186H175ZM178 187H179V186H178ZM199 187H200V186H199ZM179 188H181V187H179ZM179 188H178V189H179ZM196 188H197V187H196ZM54 189H55V190H54ZM71 189H72V188H70L69 191H70ZM89 189H90V188H89ZM174 189H175V188H174ZM178 189H177V191H178ZM181 189H183V188H181ZM181 189H179V191H181ZM193 189H194V188H193ZM57 190H58V191H57ZM86 190H87V189H86ZM59 191H60L61 193H60ZM65 191H67V193H68L69 195H68ZM72 191H73V190H72ZM177 191L174 190L175 194H176ZM179 191H178V193H179ZM183 191L185 192V189H183ZM186 191H187V190H186ZM192 191H193V190H192ZM245 191H246V190H245ZM56 192H57V193H56ZM174 192H173V193H174ZM181 192H182V191H181ZM184 192H182V195H183V197L185 198V195H184V194H186V193H184ZM187 192L190 193V191H187ZM48 193H47V194H48ZM178 193H177L178 196L175 195V196H177V199H178L179 195H181V193H180V194H178ZM194 193H195V192H194ZM57 194H59V195H57ZM65 194H66V195H65ZM64 195H65V196H64ZM88 195H89V194H88ZM182 195H181V196H182ZM189 195H190V194H189ZM52 196H53V195H52ZM171 196H172V195H171ZM175 196H172V198H171V201H172V202H171L172 204L170 203V204L172 205V209L170 208L171 210H173V208H175V207L177 208L178 206H179V207H178L177 209L179 210V209L181 208L180 205H181V203H182L183 200H184L182 197H179L180 199H178V200L176 201V199H173V197L175 198ZM46 197H47V196H46ZM55 197H56V198H55ZM187 197H189V196H188V193H187ZM48 198H49V197H48ZM50 198H52V197L50 196ZM189 198H190V197H189ZM189 198H188V199H189ZM54 199H53V200L50 199V200H51V201L49 200L50 203L53 202ZM66 199H67V198H66ZM70 199H71V197H70ZM172 199H173L174 201H173ZM188 199H187V201H188ZM58 200H56V201H58ZM185 200H186V198H185ZM73 201H74V200H73ZM175 201H176V202H175ZM54 202H55V201H54ZM174 202H175V204H174ZM185 202H186V201H185ZM185 202H183V203H185ZM31 203H32V202H31ZM55 203H57V202H55ZM60 203H61V204H60ZM35 204H36V203H35ZM35 204H34V206H35ZM53 204H54V203H53ZM170 204L166 207V209H168V207H171ZM49 205H50V204H49ZM56 205H57V204L52 205V203H51V206H52L51 208H52V209L49 208V206H48V209H50L51 211L47 209V210H48L47 213H48V212H52V211H54V210H56V211L59 210V208L57 207L58 205H57V206H56ZM30 207H31V205H30ZM32 207H33V206H32ZM44 207H45V205H44ZM54 207H55V208L57 207V209H54V210H53ZM39 208H41V207H39ZM68 208H69V207H68ZM73 208L75 209L76 207L73 206ZM73 208H70V209H69L70 212H71V210H72ZM161 208H162V207H160V209H161ZM29 209H30V208H29ZM37 209H38V208H37ZM60 209H61V210L63 209L62 211H65V210H64V206H63V208H60ZM65 209H67V208H65ZM74 209H73V210H74ZM163 209H165V208H163ZM166 209H165L164 212H166L165 214L167 215L168 211H167ZM39 210H40V209H39ZM69 210H68V211H69ZM142 210H143V209H142ZM168 210H169V209H168ZM178 210H177V211H178ZM26 211H28V210H26ZM35 211H36V210H35ZM42 211H43V210H42ZM56 211H55L54 213H57ZM59 211H60V210H59ZM62 211H60V212H62ZM74 211H76V209H75ZM173 211H176V210H173ZM32 212H33V210H32ZM60 212H59V213H60ZM66 212H67V211H65V215H67V216H69V217H70V216H73V214H74V213L72 212L71 215H68L67 213H70V212H67V213H66ZM171 212H172V211H171ZM28 213H29V212H28ZM35 213L38 214L37 211H36ZM42 213H43V215H41ZM42 213H41V214H38V215L36 214V215H33V216H29V217H28L27 212H25L23 215L26 214L28 218L23 217V215H21L20 218L23 217V220L21 219V221H20V220L18 221V218H17V221H16V220L14 221L15 223L17 222V223H16L17 226L15 225V227H13V228H16V229H12V230H10V231H13V232L15 231L14 234L17 233V236H19L20 234H26V235H24V237H25V236H28V238H29V239H28V242H29V240L32 241V242L30 241V242L28 243V244H29V247H30L31 250H32V251L30 250V251H31V252H30L31 255L29 254V251L27 252V253L29 254L28 256H30L31 259H30L28 256L25 257V255H24L25 258H27V259L29 258L28 260L26 259V261H27L26 263H28V264H29V261H30V263H35V261L32 262V261H33L32 259L36 258V259H34V260H37V259H40V257H41V256H40V255H41V254H40V251H41V247H42V246L40 247V245H41L40 240H41V237L43 236L42 233H41V231H42V232L45 231L49 225H50L51 227H52V226H56V225L58 224V222H59L58 220H60V222H59V226H60V228H63V227H62L63 224H64V226H67V225H68L67 223H64V221H62L63 224L61 223V219L64 220V219L62 218L61 215H60V216H61V217H60L61 219H59V216H57V218H55L56 221H53L54 219L52 220V218H53L56 214L52 213V215L54 214V216H53V217L51 216L52 218H50V213H49V214H48L49 217H47V221L50 220V222H48V225L46 226L45 230H42V229L45 227V226H44V227L42 228V226H43L42 223L44 222V219H45V221H46V218H44V215H45V214L47 215V213H45V212H42ZM59 213H57V214L59 215ZM175 213H176V212H175ZM31 214H32V213H30L29 215H31ZM61 214H62V213H61ZM172 214H173V213L170 214V210H169L168 215L170 216V215H172ZM40 215H41L42 218H43V222L40 220V219H42L41 217H37V216H40ZM48 215H47V216H48ZM62 215H63V214H62ZM65 215H63V216H65ZM168 215H167V218H169ZM67 216H65V217H67ZM183 216H184V215H183ZM16 217H17V216H16ZM45 217H46V216H45ZM55 217H56V216H55ZM65 217H64V218H65ZM69 217H67V218H69ZM24 218H25V219H24ZM48 218H49V219H48ZM14 219H15V218H14ZM65 219H66V218H65ZM69 219H70V218H69ZM144 219H145V218H144ZM9 221H10V220H9ZM12 221H13V220H12ZM47 221H46V223H47ZM51 221H52L53 224L51 223ZM57 221H58V222H57ZM41 222H42V223H41ZM54 222H56V224H55ZM65 222H66V221H65ZM15 223H12V224H15ZM60 223H61V225H60ZM8 224H9V223H8ZM66 224H67V225H66ZM44 225H45V224H44ZM50 226H49V228H51ZM59 226L57 225L58 230L60 229ZM52 228H53V227H52ZM66 229H69V227L67 226V228L62 229L61 232H60V230H59V238H60V241H61V253H62L63 255H62L60 258H58V259H56V260H54V261L52 260L51 262H48V264H71L70 261H71V259L73 258L72 255H73V253H75V252L77 251V247H74V245H75V242H77L79 239L77 238L78 240H77V239H76V240H73V239H74V238H72V237H73V236H72L73 233L70 234V232H68ZM71 229H72V227L70 228V230H71ZM145 229H147V227H146ZM145 229H144V230H145ZM16 231H17V232H16ZM80 231H81V230H80ZM13 232H12V233H13ZM19 232H21V233H19ZM73 232H74V231H73ZM18 233H19V234H18ZM69 234H70L72 237H70ZM75 234H76V233H74V235H75ZM79 234H80V233H79ZM21 237H22V236H21ZM74 237H75V236H74ZM76 237H77V236H76ZM80 237H81V236H80ZM137 237H138V236H137ZM140 237H141V235H140ZM140 237H138V238H140ZM25 238L27 239V237H25ZM91 239H92V238H91ZM80 240H81V241H80L81 243H83V242L85 241V240H84V241L82 242L83 239H80ZM87 240H88V239H87ZM24 241H25V240H24ZM74 241H75V242H74ZM133 242H134V241H133ZM26 243H27V242H26ZM30 243H32V244H30ZM33 243H34V244H39V243H40V245H36L37 247L34 245V246H35V247H34L35 249H34V248L32 249V247H33ZM78 243H79V241L76 243V246L78 245ZM121 243H122V245H120V244H119L120 246L118 245V247L120 248V249L118 250V252L121 251L122 249L124 250V249H126L127 247H129V246H130L129 244H132V243H129V244L127 243L129 246H128L127 244H124V245H125L124 247H126V246H127V247H126V248H123V243H126V241L121 242ZM133 244H134V243H133ZM30 245H32V247H31ZM27 246H28V245H27ZM39 247H40V249H39ZM132 247H133V246H132ZM75 248H76V249H75ZM74 249H75L76 251H75ZM127 249H128V248H127ZM127 249H126V251H127ZM38 250H39V251H38ZM72 250H73L74 252L71 253ZM123 250H122L121 252H124ZM129 250H130V249H129ZM116 251H117V247H116ZM101 252H102V251H101ZM114 252H115V251H114ZM128 252H129V251H128ZM128 252H127V253H128ZM27 253H26V255H27ZM102 253H103V252H102ZM115 253H116V252H115ZM124 253H125V252H124ZM70 254H72V255H70ZM76 254H77V253H76ZM81 254H82V253H81ZM104 254H106V253H104ZM104 254L102 255V254L100 253V256L102 255V257H103V256H105ZM110 254L112 255V253H110ZM113 254H114V253H113ZM120 254H121V253H120ZM59 255H60V254H59ZM74 255H75V254H74ZM74 255H73V256H74ZM114 255H115V254H114ZM127 255H128V254H127ZM6 256H7V255H6ZM18 256H19V255H17V254L14 253L13 255H12V254L9 255V259H10V258H13V257L17 258ZM20 256H21V255H20ZM20 256H19V257H20ZM39 256H40V257H39ZM106 256H109V254H108V255L106 254ZM3 257H4V255H3ZM7 257H8V256H7ZM38 257H39V258H38ZM71 257H72V258H71ZM75 257H76V256H74L73 260L76 259ZM25 258H24V259H25ZM70 258H71V259H70ZM84 258H85V257H84ZM103 258H104V257H103ZM103 258H101V259H102V262H104V261H105V258H107L106 261H108L109 264H114V262H112L113 259H111L110 257H105L104 260H103ZM109 258H110V259H109ZM113 258H114V257H113ZM0 259L2 260L3 258L0 257ZM4 259H6V258H4ZM7 259H8V258H7ZM17 259H18V258H17ZM17 259H16V260H17ZM19 259H20V258H19ZM24 259L22 258L23 263L25 262ZM114 259H116V258H114ZM1 260H0V262L2 263L4 260H2V261H1ZM20 260H21V259H20ZM31 260H32V261H31ZM69 260H70V261H69ZM81 260H82V258H81ZM121 260H122V259H121ZM124 260H125V259H124ZM6 261H7V260H6ZM17 261H18V260H17ZM37 261H38V260H37ZM37 261H36V262H37ZM40 261L43 262V264H44V258H43V260H42V258H41V260L38 261V264H42ZM14 262H16V261H14ZM39 262H40V263H39ZM71 262H72V261H71ZM79 262H80V260H79ZM79 262H78V263H79ZM96 262H97V264H100V263L102 264L101 261H97V260H96ZM98 262H99V263H98ZM6 263L9 264L10 262H6ZM6 263H4V264H6ZM45 263L47 264V261H45ZM78 263H76V264H78ZM82 263L84 264V262H82ZM82 263H79V264H82ZM88 263H89V261H88ZM104 263L107 264V262H104ZM104 263H103V264H104ZM35 264H37V263H35ZM72 264H73V262H72ZM74 264H75V263H74ZM85 264H86V263H85ZM116 264H117V262H116Z\"/></svg>",
  "mask_w": 264,
  "mask_h": 264
},
{
  "label": "built area",
  "instance_id": "obj_3",
  "mask_svg": "<svg viewBox=\"0 0 264 264\" xmlns=\"http://www.w3.org/2000/svg\"><path fill=\"white\" fill-rule=\"evenodd\" d=\"M61 250V241L56 228H49L45 232L42 249L40 256H46L50 259H54L58 256Z\"/></svg>",
  "mask_w": 264,
  "mask_h": 264
}]
</instances>
